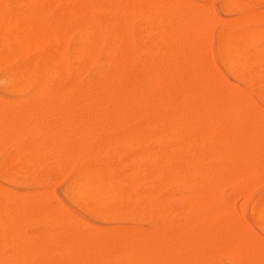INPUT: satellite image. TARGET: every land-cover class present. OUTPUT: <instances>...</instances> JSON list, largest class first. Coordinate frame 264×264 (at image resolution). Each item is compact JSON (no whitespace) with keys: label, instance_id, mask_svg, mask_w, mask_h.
Instances as JSON below:
<instances>
[{"label":"rangeland","instance_id":"1","mask_svg":"<svg viewBox=\"0 0 264 264\" xmlns=\"http://www.w3.org/2000/svg\"><path fill=\"white\" fill-rule=\"evenodd\" d=\"M24 1H25V3H23ZM49 1H51L52 3ZM68 1L70 4L68 3ZM139 1H141L140 2L141 6L139 4ZM162 1H164V0H162ZM162 1L157 0L155 3L156 6H155V4H152L155 2V0H154V2H153V0H146V2H148L149 4L146 3L145 0H144L145 3L143 2V0H80V2L78 0H77V2H76V0H61V1L60 0H55V1L54 0H22V1L21 0H0V7H1L0 8V17L2 15V17L0 19V22H1L0 23L1 24L0 25V28H1L0 29V41H1L0 42V55H1L0 64L2 63L0 65V106H1L2 110L4 111V112L3 111L0 112V119L2 118L1 117L2 114H4V116H3V121L5 120L4 121V127H5L6 121L11 122V120H12V122H13V123L11 122V126H12L11 134L12 135L9 134L11 130H10V124H8V122H7L6 126L9 125L8 126L9 130H8V127L3 128V129L0 128L2 130V134H3V137H2V134L0 133V209H1L0 214L4 215V216L0 215V224H2V223L5 224V226H3V225L0 226V230H1V232H0V264H21V263L22 264H40L41 261H42L41 264H53V263L54 264H59V263H61V264H77V263L78 264H87V263L92 264L93 259H94L93 264H102V263L103 264H109V262H110V264H120L122 261H123V263H121V264H130L129 258H130V261L133 262L134 264L136 262V258H138V261H137L138 264H141V262H142L141 259H144L143 260L144 263L142 262V264H145L146 261H147L146 264H150L151 261H152L151 264H154L153 261L155 262V264H157V263L160 264L159 262H161V260L163 262L161 264H165L166 262H164V260L166 257L168 258V259L166 258V260H167L166 264H179L177 262H180V264H181L182 262L184 263L185 258H186V260L188 259L187 261H185L186 264H199V260L200 261L202 260V262L200 264H206V263H208V264H211V263L212 264H247V263L248 264H264V262H263L264 261V254L263 255L261 254V252H264V222H263L264 219H260L256 216V210H257L258 206L260 205V203L264 200V165H263V163H261L262 160L264 159V155H263L264 152H263L262 148L260 149L261 146L262 147L264 146L263 145V143H264V139H263L264 138V136H263L264 132L262 133V130H261V129L264 130V122H263L264 118L262 115V114H264V96H263L264 95V86H263L264 85V83H263L264 82V58H263V56H264V53H263L264 52V50H263V48H264L263 47L264 46V40H263L264 37L261 35H259L258 37H254V35H251L254 32V29L256 31V29L258 27H259V31L258 30L257 31L263 33V30H264V24H263L264 23V0H261V1L260 0H239V2H238V0H189V1L188 0H176L175 4L177 3V5H176L177 8L173 4L175 0H173V2H172V0H170L169 1L170 5H168L169 4L168 3L167 6L165 4L168 2V0H165L166 2L164 1L163 5H165V9L169 10V11L162 9L161 12H157V11H160V10H158L159 4L157 5V2L162 3ZM246 1H250V2H246ZM142 2L145 5L142 4ZM6 3L8 4V6H7L8 8L6 7V5H7ZM43 3H45V4H43ZM33 4H34V6H33ZM121 4H122V6H121ZM185 4L189 5V7L188 6L186 7ZM231 4L233 7L231 6ZM42 5H44V6L42 7ZM94 5H95V7H94ZM135 5H137V8ZM142 5H144L145 9H144V7L142 8ZM148 5H152V6H148ZM70 6H72L73 9H72V7L70 8ZM194 7H195L194 10H196L197 12L199 11V13H201V14L203 13L205 15L204 17H206V18H204L203 20L200 21V19H202L203 16L202 15L200 16L196 11L192 12V15H191L190 12L193 11ZM5 8H7L8 10ZM33 8H34V10H33ZM39 8H40V10H39ZM185 8H188V9L191 8L192 10H190V12H189V10L188 9L185 10ZM117 9H119L120 11L119 10L117 11ZM147 9L151 10L153 12V14L155 13L156 15L154 14V16L150 17L149 14L147 15V11H148ZM197 9H199V10H197ZM47 10H48V12H47ZM139 10L142 12H146V14L143 13V15H142V12H140ZM108 12H110V13L108 14ZM111 12H113V13H111ZM134 12H135V14H134ZM63 13L64 14L66 13L64 17L62 15ZM167 13H168V15H167ZM174 13H175V15H174ZM5 14H6V16H5ZM9 14H11V16H9ZM42 14H43V16H42ZM127 14L129 16H127ZM130 14H132V15H130ZM195 14L199 15L201 18L199 16L197 18V16H195ZM16 15H17V18H16ZM134 15L136 18L134 17ZM176 15L179 18H177ZM260 15L263 16V18H261ZM33 16L35 19L33 18ZM143 16H145V17H143ZM163 16H164V18H163ZM194 16L196 17L195 19H194ZM23 17H25V18H23ZM29 17H30V19H29ZM58 17L59 18L61 17L62 19L60 18L58 20ZM161 17L164 20L163 23L165 22L164 24L162 23ZM173 17H175V18H173ZM258 17L260 18V20ZM64 18H65V21H63ZM99 18L100 19L103 18V19L99 20ZM191 18L193 20H191ZM26 19L28 21L33 22L32 24H34V26L36 27V35H35L36 41L32 45L27 46V47L23 45V42H24L23 40L26 41L27 34H28L27 25H25L27 22ZM111 19L114 21H112ZM119 19H120V21H119ZM178 19H180V20H178ZM196 19H197V21L199 20V22H197ZM244 19L246 20L245 22H244ZM16 20L19 22H17ZM51 20L53 23H51ZM104 20H107V21H104ZM109 20H111V21L109 22ZM135 20H136V22H133ZM188 20L189 21L191 20L192 23H190ZM129 21H131V23ZM68 22H70V23H68ZM174 22H175V25H172ZM177 22H179V23H177ZM193 22L194 23L197 22V23H195V25H193ZM23 23H24V25H23ZM78 23H79V25H78ZM81 23H82V25L84 23L83 28H81L82 27ZM88 23H90V24H88ZM98 23H99V25H98ZM160 23H162V24H160ZM16 24H18L19 26L21 24L22 25L20 27H18V25H16ZM60 24H62L63 27L60 26ZM85 24H87V25H85ZM140 24H141V27H140ZM142 24H144L143 26L145 28L142 26ZM176 24H177V26L178 25L179 26L177 27ZM186 24L187 25L189 24L188 25L189 27H187V28H189L190 31H189V29H188V31H186L187 30ZM200 24H201L202 30L200 29ZM73 25H74V27H73ZM75 25H78V26H75ZM163 25L166 27V29L163 28ZM38 26H40V27H38ZM106 26H108L109 28ZM122 26L124 29L122 28ZM175 26H176V28H175ZM180 26H181V28H180ZM194 26L197 28V30L200 29L199 31L201 33H199V31L197 32L196 28H193ZM44 27H47V28H44ZM84 27L85 28L87 27L88 29L87 28L84 29ZM169 27H172V28L169 29ZM50 28H52V29H50ZM56 28L59 30H57ZM93 28L97 32H95V30H94V33H93V30H92ZM114 28H116V29H114ZM167 28H168V30H167ZM173 28L177 32L182 29V31H179V35L180 34L183 35L184 33H187V35L189 34L188 36L185 34V36L183 35V37L185 39L187 37V39H188L187 42L189 44H190V42H192V44L195 42V43H197L196 45H198V46H196V45L194 46L195 43L193 45L190 44V46H189V44L184 40V38H181L182 36L180 37L176 31H175V34L172 35L173 32L172 33H170V32L174 31ZM42 29H43V31H41ZM48 29H50V30L48 31ZM66 29H67V31H66ZM135 29H137V30H135ZM107 30H108V32H107ZM123 30H124L125 34H124ZM157 30H158V32L161 31V33L165 32L164 30H167V32H165L163 34H161L159 32L160 36H158L159 35L158 32H157V35H156V32H154ZM191 30H193L194 32ZM195 30L197 33L195 32ZM227 30L235 32L237 34H240V33L241 34H245V33L249 34L248 32H250V36L248 38V41L246 40L244 43V49H245L246 55H247L248 59L250 60V66L245 70L246 71L245 72L246 77H244V76L238 77L234 73L232 75V72L229 71V69L226 67V64H225V62L221 56V53H220V46L221 45L220 44H221V41L223 40V34ZM56 31H59V33ZM81 31H82L83 35H82ZM84 31L86 32V34H84L85 33ZM88 31H89V33H88ZM251 31H252V33H251ZM191 32H193L195 34H193V33L191 34ZM202 32H203V34H202ZM55 33H57V34H55ZM79 33H81V34H79ZM116 33L117 34L119 33L118 34L119 36L116 35ZM74 34H76V36ZM122 34H124V35L122 36ZM190 34H191V36L192 35L194 36V39L196 37L198 38V36L200 35L197 41L199 42V44L202 43V45H203L204 49L201 47L202 45H200V48L203 49V51L201 49L202 52H200V53H202L203 58L200 57L201 54L199 55V53H198V51H200V48L198 51H197V48H196V51H194L195 48H193V47H199V44L197 41H195L196 39L194 40L192 38L193 36L190 37ZM16 35L17 36L19 35V37H17ZM21 35H23V36H21ZM54 35H56V36L54 37ZM69 35L70 36L72 35V36L69 37ZM161 35H162V37H161ZM174 35H175V37H174ZM20 36L23 40L20 38ZM154 36H157L159 38V39L157 38L159 43L156 40V37H154ZM177 36L180 39V41H178V42H177V38H176ZM218 36H220V38ZM168 37H169V40H168ZM58 38L60 39L59 42L57 40ZM80 38L82 40L83 39H85V40H83V41L79 40ZM109 38L111 40H109ZM116 38H118L120 40V42H118L119 40L117 41ZM160 38H161V40H160ZM172 38L175 39L176 41L172 40ZM200 38H202L201 41L199 40ZM261 38H263V39L261 40ZM96 39L97 40L99 39V40L97 41ZM136 39H139V40H136ZM181 39L183 40V42H181L182 41ZM258 39H260V40H258ZM189 40H192V41L189 42ZM122 41L124 43H122ZM147 41H148V43H147ZM249 41H250V43H249ZM16 42H20L22 45L21 44L19 45ZM129 42H130V44H129ZM156 42L158 44H156ZM174 42H177L176 43L177 45ZM160 43L163 44L164 47L163 46L159 47V45H161ZM168 43H169V45H168ZM182 43L185 46V48L183 47ZM184 43H186V44H184ZM174 44H175V46H174ZM120 45L121 46L123 45V46L119 47ZM148 45H149V47H148ZM170 45H172V47ZM178 45H182V46L180 47ZM204 45H206V47ZM19 46H20V48H19ZM77 46H78V48H77ZM176 46L179 48H176ZM191 46H192L193 52H192V49L189 48ZM106 48H107L108 54H106V52H105ZM108 48H109V50H108ZM152 48L154 50H152ZM160 48H161V50H160ZM164 48H165V51L167 53L163 52ZM169 48H170V50H169ZM187 48L189 51L187 50ZM255 48H257V50ZM26 49H27V51H26ZM79 49H80V51H79ZM103 49H105V50H103ZM146 49H147V51H146ZM178 49H179V51H178ZM182 49L184 50L183 51L184 53H182ZM206 49H207V51H206ZM259 49H262L261 53H259ZM89 50H90V53H89ZM159 50H160V52H159ZM111 51H112V53H111ZM124 51H125V53H124ZM137 51H138V53H137ZM152 51L154 54L152 53ZM190 51H191V53H190ZM18 52H20V53H18ZM52 52L59 53L61 55V57L64 59L65 65H66V74L63 75V77H61V78H57V80H56V78H54V79L51 78V80L49 79L50 90H48L46 92H38V91H35L32 84L30 85L29 89L26 91L11 90L12 88L10 86L13 84L12 81L9 79V73L11 71H13L14 69L15 70L26 69L25 65L27 67L34 66L31 69H34V71H36V69L41 68L42 61L48 56L49 53H52ZM149 52H150V54H149ZM158 52H159V54H158ZM173 52H174V55H173ZM194 52L197 55L195 54V56H194L195 59L193 60L194 57L192 55H194ZM204 52L206 54H204ZM81 53H82V56H81ZM117 53H118V56H117ZM163 53H164V55H163ZM169 53H171V54H169ZM210 53H211V55H210ZM3 54H4V57H3ZM121 54H122V56H121ZM124 54H125V56H124ZM167 54L169 56H167ZM176 54H177V56H176ZM183 54H186V57H184ZM85 55H87V56L85 57ZM204 55L206 58L204 57ZM78 56H79V58H78ZM158 56H159V58H158ZM160 56L163 59L160 58ZM187 56H188V60H187ZM189 56H191L190 60H189ZM2 57H3V59H2ZM164 57H166V58H164ZM169 57H170V59L167 60ZM143 58H144V60H143ZM150 58H152V59L150 60ZM208 58H209V60H208ZM5 59H6V62H5ZM74 59H76V61H74ZM87 59L89 61H87ZM110 59H111V62H110ZM116 59H118V61H116ZM180 59H181V61H180ZM191 59H192V61H191ZM196 59H198V61ZM201 59L203 60L202 62L204 64V67L201 64ZM259 59H261V61ZM195 60H196V64L198 63L197 67L195 64ZM204 60H206V61L204 62ZM210 60H212L211 61L212 65H209ZM126 61H128V62L126 63ZM193 61H194L195 65L193 64ZM37 62H39L40 64L39 63L37 64ZM98 62H99V65H97ZM101 62H103L105 64L102 65L103 63L101 64ZM114 62H115V64H114ZM140 62H142V63H140ZM152 62H153V64H152ZM181 62L185 67H183ZM185 62H186V64H185ZM206 62H207V64H206ZM253 62H254V64H253ZM110 63H113V64L111 65ZM15 64H16V66L14 68ZM18 64H20V66ZM21 64H22V66H21ZM82 64H84V65H82ZM157 64H158V66H157ZM192 64L194 65V68L192 67ZM80 65H82V66H80ZM121 65H123V66H121ZM159 65H160V67H159ZM206 65H207V67H206ZM213 65H214L213 68L208 69V67H211ZM10 66H12V67H10ZM106 66H107V68H106ZM108 66H110V69H108L109 68ZM113 66H115V68ZM120 66H121V68H120ZM173 66L176 69H174ZM200 66L203 67L204 71H200L202 69V67L200 68ZM111 67L113 68V70ZM198 67L200 68V70ZM145 68H146V74L144 72ZM215 68L217 69L216 74H215V77H216L215 79H217V84H216L215 79H214V81L212 79V77L214 78ZM131 69H133V70L131 71ZM153 69H154V71H153ZM177 69H178V71H177ZM187 69H189V70H187ZM191 69H192V71H191ZM211 70L213 71V73L212 74L209 73V77H208L207 73H208V71H211ZM111 71H116L119 75V79L116 81L117 83L115 82V88L118 89V91L116 93H113V91H109V90H105V89L94 90L92 88H89V84L87 85V83H89L93 79L92 76L95 77L97 75L107 74L108 72H111ZM202 72H204V74L206 75V78L203 77ZM218 72H220V73H218ZM249 72H250V74H249ZM179 73H180V77L178 79ZM189 73H190V75H189ZM174 74H175V78H174ZM197 74L199 75V77ZM128 75H129V78H128ZM138 75H140V77H138ZM188 75H189V77H188ZM210 75H211V78H210ZM221 75H223V77ZM251 75H252V77H251ZM261 75H262V77H261ZM149 77L152 80V82L150 81ZM183 77H184V80H183ZM192 77H193V79L195 78L194 79L195 85H194V81H192L193 80ZM197 77L199 78V80H201V82L198 83ZM201 77H203V78L201 79ZM220 77L223 80V83L225 85L222 83V80H220ZM253 77H254V79H253ZM259 77H260V80H259ZM161 79L164 81L162 82ZM204 79H207L206 82L204 81ZM54 80H55V83H54ZM174 80H175V82H173ZM226 80H227V84H226ZM69 81L70 82L72 81V83H70ZM149 81L151 82V84H149L147 86H143L144 84L146 85V83H148ZM218 81H221L222 85H220V83H218ZM246 81L249 83H247ZM252 81L256 82L257 84L253 83ZM260 81H261V83H260ZM123 82H124V84H123ZM159 82H160V84H159ZM179 82H181V83H179ZM8 83L11 85H9ZM78 83H79V85H78ZM82 83H83V85H82ZM156 83H157V85H156ZM163 83H164V86H163ZM169 83H170V86H169ZM207 83L209 84V86ZM75 84H76V86H75ZM122 84L124 85L123 87H122ZM252 84H253V86H252ZM117 85H118V87H117ZM217 85H220V86L215 88L214 86H217ZM83 86H85V87H83ZM119 86L122 88V91H121V88ZM178 86H179V88H178ZM184 86H185L186 90H185ZM201 86H202V89H201ZM77 87H78V89H77ZM203 87L205 90L207 88V90L205 91L203 89ZM62 88H70L71 91L70 90L69 91H56V90L62 89ZM82 88H83V90H82ZM130 88H131V91H130ZM125 89H126V91H125ZM141 89H142V91H140ZM145 89H147V91ZM169 89H170V92H172V94L171 93L169 94ZM158 90L162 91V92H160L161 94L159 93ZM77 91H78V93H77ZM143 91H144V93H143ZM153 91H154V93H153ZM199 91H201V92H199ZM207 91L210 93L213 91V96L211 95L212 97H209L207 95V93H208ZM217 91H219V92H217ZM73 92H74V94H73ZM128 92H129V94L132 95V97L127 98L128 95L126 96V94H128ZM139 92H140V94H139ZM179 92H180V94H178ZM194 92H196V93L194 94ZM117 93H118V95H117ZM79 94L82 98L79 96ZM143 94H144V96H143ZM158 94H159V96H162V97H159ZM202 94L207 95L205 98V100H207V102H205L206 104L204 103V105L206 107L205 106L204 107L196 106L197 100H199V97ZM256 94H258V95L256 96ZM84 95L86 96V98H84ZM153 95H154V98H153ZM217 95H218V97H217ZM219 95H221L222 97ZM71 96H72V100H71ZM140 96H141V98H139ZM148 96H150V97H148ZM151 96H152V98H151ZM92 97H93V99H92ZM117 97H118V100L116 99ZM137 97L139 98V101H138ZM164 97H165V99H164ZM257 97L260 99H258ZM45 98H47V99H45ZM57 98H58V100H57ZM102 98H103V101H102ZM149 98H150V100H149ZM162 98H163L164 102H162V100H161ZM185 98H186V101H185ZM195 98H196V100L193 101V99H195ZM211 98L213 100L212 102H211ZM217 98H218V101H217ZM128 99H131L132 103L134 100L135 101L132 104L131 100L127 101ZM140 99H141V103H140ZM151 99H153L152 102H151ZM236 99L238 100V103H241L242 107H243V105H246V107L248 108V110H247V108H245V106H244L243 109L241 108L242 111L235 113L238 117V120L241 123V126L244 129H245V127L248 128V131H250V132H252V131L254 132V129H256L255 127H257V129H256L257 131H255V132L262 133V134L257 135V136L255 135L258 138L259 142L255 138L252 141L253 145L256 143L255 146L258 148V152L261 153V154H259L260 155L259 158H261L260 159L261 161L258 162L259 161L258 155L257 156L255 155V157H257V160L255 159V162L257 161L256 163H258L257 164L259 167L258 169H261L262 172L257 170V167H256V169L254 170L255 174H254V172H252V174H250V176L248 178L249 180L248 179L246 180V178H245L246 182L250 181V183L248 182V184L246 183L245 185H244L243 179H242V183H243L242 184L240 182L241 178L238 175H235L230 171H228V173L226 172L227 176L225 175L226 173H224L222 175V177H224V179H222V177H221V180L219 177V175H221V174H219L218 180L222 181V186H221V183L219 185L220 181H218V184H217L218 188H216V193H215L213 200H212L213 201L212 206L213 207L215 206L214 208L212 207L214 212H213V210H211L212 213L209 212V210L211 208L208 211H207V209H206V211L204 209H199V210L196 209V211L194 210V212H195V214H194L192 209H189V207H187V206H189V202L187 201V203H185V206L188 208V211H189V214H188V211L186 210V208H184L183 203L189 199L188 196L190 194L192 196L193 192L196 193L195 188L193 187L194 186L193 183L195 182V179L193 177V171L196 170V169H194L196 167V165L191 164V166L194 165V167L190 168L191 167L190 166L188 168L189 172L185 171V169H183L185 167L182 163V160H185V158H187L191 155L190 150L189 149H185V150L184 149H178L177 148L178 142L175 140H172V142L169 144V142H170L169 140L168 141L167 140L162 141L161 139L154 137V136H152V138H150L151 135H149V134H148L149 137L146 135L143 138L133 139L130 137L129 133H130L131 129L132 130L133 129L139 130L140 127L142 126L143 122L147 119H155V118H160L162 116H165L167 114L166 113L167 106L170 104L173 105V102H174V106L176 108L177 107L183 108L184 106H190L191 105L190 106L191 108L186 110L185 113H186V115H196L198 112L203 111L204 109H205L204 111H206V109H208V108L210 109L211 107H213V108L214 107L217 108L218 106L219 107H223V106L228 107V105L229 106L232 105L233 102L237 103ZM2 100H3V104L9 103V105L7 104V105L3 106L1 104ZM9 100L13 101L12 103H14V100H16L15 104L17 101H19L18 104L16 105V108L19 107V109L20 108L22 109V110L20 109V111L18 110L17 112H16V110H14L13 116H12L13 108L16 109L15 104L10 103L11 101H9ZM20 100H21V102H20ZM24 100H26V103H28L27 100L28 101L31 100L29 102L30 104H32L35 101L34 106L32 104L31 106H33V107L30 108V104L26 105ZM38 100H39V102H42V104H44V105L43 106L40 105ZM90 100H91V104L89 106V104H87V102L90 103ZM112 100H113V102H112ZM168 100H169V102H168ZM219 100L221 101V103ZM222 100H223V103H222ZM50 101H51L52 105H50ZM126 101L128 102V104ZM153 101L155 102L154 104H153ZM36 102H37V106L39 105V108H40V106H41V108L44 107V108H42V110H40V113L38 115L35 113H38L39 109L36 108L37 112L34 110ZM78 102H81V103L79 104ZM104 102L107 105H105ZM125 102H126V104H125ZM147 102H149L148 103L149 105L147 104ZM157 102L160 104L161 108ZM243 102H244V104H243ZM47 103H48L49 107L50 106L52 107V109L49 108V111H47V109H45L48 107ZM55 103H56V107H55ZM75 103H76V105H75ZM93 103H95V104H93ZM22 104H24V106ZM83 104H84V106H82ZM103 105H104V107L102 108ZM128 105H129V108H128ZM10 106L12 107V111H10L11 110ZM93 106H94V108H93ZM150 106H151V108H150ZM4 107L6 109H8V108L10 109L9 113L8 112L5 113L6 109ZM65 107L67 108V110ZM69 107L72 111L69 109ZM122 107H123V109H122ZM125 107H127L126 110H125ZM158 107H159V109H158ZM25 108H27V109H25ZM59 108H61V109H59ZM90 108L93 111L91 110V112H90ZM114 108H116V109H114ZM44 109H45L44 115L45 114H47V115L51 114V116L50 115L44 116L45 120L43 122H45V121H47V122L41 123L40 120L37 119V116H38V118H41V114L44 111ZM84 109H85V111H84ZM98 109H99V111H98ZM101 109H102V111H101ZM109 109H111V110H109ZM27 110H29V111H27ZM30 110L32 113L34 111V114L36 117V119H34V120H36V121L38 120L37 121L38 125H36V123H37L36 121H35V126H34V124H32L33 115L30 112ZM53 110H55L57 112H55ZM58 110H60V112ZM137 110H138V112H136ZM148 110L151 112H149ZM246 110H247V113H246ZM255 110H257V111H255ZM25 111H27V114ZM66 111H68V114ZM82 111H84L83 112L84 115L83 114L81 115ZM112 111H114V112H112ZM115 111H116V116H115ZM262 111H263V113H262ZM18 112H21V114H24L23 119L21 118L23 116L19 117ZM28 112L31 113V115ZM64 112L66 113V115L64 114ZM72 112H73V115H72ZM106 112H107V114H106ZM59 113L61 114V116ZM76 113H77V115H76ZM103 113H104V115H103ZM147 113H149V114H147ZM9 114H10V117H12L11 120L9 118ZM57 114H59V115H57ZM108 114H109V116H108ZM113 114H114V116H113ZM123 114H127V116H125V119H127V120H124L123 118H122V120L120 119L121 115H122V117H124ZM142 114H144V116ZM145 114H146V116H145ZM26 115H27V117H26ZM64 115H65L66 119L64 118ZM70 115H71V117H70ZM88 115H89V117H88ZM158 115L160 117H158ZM236 115H234L235 118H237ZM16 116L19 118H17ZM28 116L29 117L31 116V120ZM54 116H55V118H54ZM97 116H98V118H97ZM4 117L5 118L8 117V118L5 119ZM138 117L140 120L138 119ZM259 117H262V118H260L261 121L263 120L262 122L260 121L258 123V125L261 127L260 130H259L260 127L257 126V121L260 120ZM20 118L24 121H21ZM25 118H27V119H25ZM83 118L85 121L83 120ZM86 118H87V120H86ZM89 118L94 124L96 123L98 125V123H99V125H100L99 128L95 124L97 126V128H96V126L93 125L92 122L88 123L87 124L88 126H87L86 122L89 120ZM132 118H133V120H132ZM241 118H248V119L246 120V119H241ZM28 119L30 120L31 124H29ZM116 119H117V121L119 119V123L116 121ZM249 119L251 122L252 121L255 122V120H253V119H256V123L253 127H251L253 125V122H252V124L250 121H249V124L247 123V121ZM50 120H53V121H50ZM70 120H72L71 123H70ZM79 120H80V124H79ZM90 120H89V122H90ZM110 120H112L111 122H113V124L110 123ZM131 120H132V122H131ZM26 121L28 124L26 123ZM57 121L58 122L63 121V122H65V125L63 126V122H62L61 127H60V124L56 125V129L52 128L53 126L55 127V125L48 127L47 123H49V125L52 123L58 124ZM75 121H77V122H75ZM16 122H17V125H19V123H21V129H20V125L15 126ZM67 122H69L68 123L69 126H68ZM244 122L247 124H245ZM22 124L24 126H22ZM39 124H40V127H39ZM66 124H67V126H66ZM72 124H73V126H72ZM77 124H79V126H77ZM102 124H103V126H105V128H107V125L108 126L111 125L109 130L107 128V130H106L107 133L104 131V129H103L104 127H101ZM0 125H2L1 120H0ZM31 125H32V127H31ZM41 125L45 126V127H43L45 131L40 130ZM70 125H71V128H70ZM81 125H82V127H80ZM83 125H85V126H83ZM112 125H114V128ZM221 125H222V127L225 128L226 122H223V123L221 122ZM262 125H263V127H262ZM14 126H15V128H14ZM198 126H197L198 128H203L206 125H203V123H201ZM17 127H19V129ZM50 127H51V131H50ZM59 127L61 128V130L59 129ZM72 127H74L76 133L73 132L74 130H72V132H71ZM83 127H84V131L81 130V128L83 129ZM87 127H88V129H87L88 132L86 130ZM115 127H116V129H115ZM227 127H229L228 123H227L226 128ZM45 128H47V129H45ZM48 128H49V130H48ZM68 128H70V129L66 130ZM94 128H96L97 130L99 129L101 134L98 133L97 130L95 131ZM122 128H123V131L125 130L124 132L127 135L123 133ZM126 128H128V130ZM15 129H16V132L18 134L15 132ZM30 129L33 130L32 134H31ZM63 129H64V131H63ZM89 129H90L91 133L89 132ZM13 130H14V132H13ZM21 130L22 131L25 130L26 132L25 131L22 132ZM55 130H57V132H54ZM101 130H103V132ZM7 131H8L9 135H7ZM108 131H109V133H108ZM120 131H122V133ZM185 131L187 132L186 129H182L180 131V133L185 134L186 133ZM37 132H40L39 133V139H38V134H36ZM45 132H47V134L44 135ZM50 132H51V134L52 133L53 134L52 135L50 134V136H49L48 134ZM82 132H85V134H83ZM94 132H96L95 135H94ZM111 132L113 133V135ZM19 134L21 135V137L19 136ZM29 134H31V136H29ZM65 134H66V137H65ZM97 134H99V138H98ZM22 135H23V137H22ZM60 135H61L62 139H60V141H59L58 137H60ZM73 135H75V138H73V139L70 138ZM91 135H92V139H94V141L91 140ZM110 135H112V136H110ZM261 135L263 136L262 139H260ZM83 136H85V138ZM93 136H95V137L93 138ZM43 137H45V138H43ZM64 137L66 138V140L64 139ZM76 137H77V139H76ZM12 138H14V139H12ZM89 138H90V141H89ZM127 138L129 139V141ZM67 139H68L69 143L67 142V145H65ZM78 139H79V142H78ZM125 139H126V141H125ZM151 139H153V141ZM156 139H158L159 144H157V141L156 142L154 141ZM28 140H30V141H28ZM45 140L48 141L49 145L47 144V141H45ZM51 140H52V143H50ZM71 140H72V142H71ZM81 140H83V141H81ZM148 140L150 142H148ZM1 141H2V144H1ZM40 141H42V142L40 143ZM76 141L78 142L79 145L80 144H82V145L78 146ZM86 141H87L88 146L86 145ZM138 141L142 142L143 144L142 143L140 144ZM134 142H135L136 147H134ZM57 143H58V145H57ZM196 143H199V141L196 140ZM45 144H47V145H45ZM74 144H75V146L73 147ZM43 145H44V148H43ZM61 145H62V148H61ZM102 145H103V147H102ZM116 145H117V147H116ZM141 145H142V147H141ZM258 145H260V147H258ZM21 146H22V149H21ZM98 146L100 147V149L97 148ZM178 146H180V144ZM19 147H20V150H19ZM28 147H29V149H28ZM48 147H50V148L47 150ZM67 147H68V150H67ZM69 147L71 148V150L69 149ZM72 147H73V149L76 147L75 149L77 152L75 151V149L73 150ZM130 147H132L131 150H130ZM174 147H175V150H177V151L179 150L177 152L178 155H177L176 151L174 150ZM55 148H56V151H55ZM149 148H150V150H149ZM168 148L173 149L174 152L172 151V149H171V151H172V155L174 154L173 155L174 158L172 157L171 153L168 155L164 154L165 153L164 150L168 149ZM64 149H65V151H64ZM52 150H54L55 153ZM155 150H156V152H155ZM161 150H163V154H162L161 159H163V158L166 159L165 160V161H167L166 165L169 166V167L165 166V167H163V169L161 166H158V164L160 162V161L158 162L159 158L157 159V164L155 163L156 160H153L155 158V156H154L155 154H156V158L161 156V153L159 154V151L161 152ZM73 151H75V153H73ZM96 151H97V153L95 154ZM101 151H103V152L101 153ZM126 151L128 153H126ZM143 151H144V153L142 154ZM183 151H184V153H183ZM107 152H108V154H107ZM149 152L151 153L152 158L149 157L150 156ZM258 152H257V154H258ZM60 153H61V155H60ZM71 153H72V155H71ZM83 153H84V155H83ZM146 153H147L148 157L146 158V161H145ZM179 153H180V155H179ZM98 154H100V156ZM138 154H139V156H138ZM186 154H187V156H186ZM68 155H69V157H68ZM109 155H111V156H109ZM143 155H144V158H143ZM169 155H170V157H169ZM10 156H11V158H10ZM90 156H92V158ZM179 156H180V158H179ZM24 157H25V159H24ZM112 158H114V160ZM175 158H176V160H175ZM102 159H104V161ZM120 159H121V161H120ZM129 159H130V161H129ZM135 159H136V162H134ZM6 160H8V161L6 162ZM30 160H31V162H30ZM57 160H58V162H57ZM92 160H95V161H93L91 163ZM101 160H102V162H101ZM141 160H142V162H141ZM178 160H181V161L177 162ZM195 160L199 161V158L196 157ZM114 161H115V163H114ZM138 161H139V163H138ZM39 162H40V164H39ZM54 162H55V164H54ZM146 162H148V164ZM207 162H210V161H207ZM126 163H128V164L126 165ZM141 163H142V165H141ZM151 163L154 166L151 165ZM181 163L183 166H180ZM212 163L217 164L219 166H223L224 163H226V161L218 160V161H214ZM221 163H223V164H221ZM259 163L262 164V168L260 167L261 164H259ZM59 164H60V166H59ZM207 164L208 163H206V165ZM62 165H65V167H62ZM85 165H89L94 169L98 168L102 172V174L109 180V182L112 183L111 184L112 187L107 188L110 197L107 199H104L105 201L103 200L102 203H100V204L99 203L97 205L91 204V205H89L90 207L84 205L83 203H81L79 201H77L72 196L71 189H70V186H71L70 184L73 183V180H75L77 174ZM130 165L131 166L133 165V167H131ZM208 165H210V163ZM108 166H109V168H108ZM204 166H205V164L203 165V168H204ZM128 167H129L130 171H129ZM154 167L156 168V171H155ZM137 168H138V173H137ZM127 169H128V171H127ZM65 170H66V172H65ZM132 170H134V172H135V177L137 175V179L134 177V174L132 175V172H133ZM160 170H161V172H160ZM164 170H166V171L164 172ZM61 171H62L63 175L61 174ZM146 171H147V173H146ZM130 172H131V175H130ZM180 172H181V174H180ZM229 172H230V174H229ZM256 172L257 173L259 172L260 174L259 173L256 174ZM150 175L152 177H150ZM153 175H154V177H153ZM167 175H168V177H167ZM190 175H191V177H190ZM234 175L236 177H238V179H236V177L234 178ZM229 176H230V178H229ZM231 176L233 177L234 180L236 179L239 181L238 182L236 180H235V182L231 181L232 180ZM144 177L147 178V180ZM175 177L177 180L175 179ZM186 177H187V180H186ZM227 177L230 180V183H229ZM141 178H142V180H141ZM250 178H251V180H250ZM253 178H254L255 182H253ZM30 179H31V181H30ZM159 179H161L162 183L165 186L162 185V183H161V185L160 184L158 185V183L160 182V181L158 182ZM182 179H184L185 182H184V180L182 181ZM172 180H173V183L171 182ZM191 180H192V182H191ZM35 181H36V183H35ZM123 181H125V182L127 181L128 184L124 185L125 182H123ZM138 181H139V183H138ZM227 181H228V183H227ZM257 181L260 185L257 183ZM177 182H178V184H177ZM261 182H263V183H261ZM156 183H157V185H155ZM175 183H176V185H175ZM252 183H253V187H254V184L257 183V184H255V186L257 185L256 188L252 187V185H251ZM29 184L31 186H28ZM116 184H117V186H116ZM24 185H25V187H24ZM114 185H115V188H114ZM146 185H147V189H146ZM151 185H152L154 191L157 190V187L158 188L162 187V188H160V190H158L157 192L155 191V193H154L153 190L151 189ZM250 186L252 189L249 188ZM149 187H150V191H149ZM238 187L240 188V190ZM112 188H113V190H112ZM5 189H6V191L4 192ZM248 190H250V191L247 192ZM9 191H10V194H8ZM146 191L148 192L147 194H146ZM122 192H123V194H122ZM149 192H150L151 196L149 195ZM152 192H153V195H152ZM12 193H14V194H12ZM139 194H142V195L139 196ZM185 194H186V197H185ZM218 194H219V196L216 198V196ZM258 194H259V196L255 199V197ZM120 195L122 197H120ZM246 195H247V198H246ZM44 196L47 198H45ZM183 196L186 198V200L183 201V203H181L182 198H180V199H177V198L183 197ZM111 197H112L113 204H112V201L109 200V199H111ZM148 197H149V199H148ZM259 197H261V198H259ZM117 199H119V200H117ZM160 199H161V202H159ZM2 200H4V201H2ZM8 200H9V203H8ZM179 200H180V202H179ZM35 201H36V203H35ZM131 201H132V203H131ZM164 201H166V202H164ZM221 201H223L222 204H221ZM16 202H17V204H16ZM214 202L216 203V205ZM217 202H218V204H217ZM258 202H260V203H258ZM114 203H115V205H114ZM119 204H120V206L122 205V207H120ZM129 204H130V206H129ZM138 204H139V206H138ZM145 204H147V207ZM39 205H40V207H39ZM127 205L129 208L127 207ZM153 205H154V207H153ZM163 205H164V207H163ZM161 207L165 210V211H162L163 213L161 212ZM226 207L230 210H226L227 215H225L226 217H223L224 216L223 214L226 213L225 212V209H227ZM61 208H62L63 212H62ZM108 208H110V210ZM182 208H184V209L182 210ZM14 209H16V212ZM41 209H42V211H41ZM51 209H53V210H51ZM112 209H113V211H112ZM167 209H168V213H170V215H172V216L168 215ZM170 209H172V211H175V212H172ZM175 209H177L178 212L181 210L182 213H180L178 215L177 210H175ZM222 209L224 212L222 211ZM24 210H25V212H24ZM48 210H49V212H48ZM55 210L57 213L55 212ZM64 210H65V212L69 213L70 215L65 213ZM124 210H125V212H124ZM156 211H159V213L157 214ZM190 211H191V213L193 212V214L190 215ZM217 211H218V213H217ZM19 212H20V216H19ZM204 212H205V215L203 214ZM136 213H137V215H136ZM152 213H153L154 217H153ZM184 213H185V215H184ZM196 213H197V216H196ZM228 213L231 217L230 220H228V216H229ZM11 214H12V219H11ZM13 214H15V215L13 216ZM51 214L54 215V217H55V218H53V220L51 218V217H53V216H51ZM72 215H73V217H72ZM131 215H132V217L134 216L133 217L134 220L132 219ZM165 215H167V216H165ZM180 215H181V217H180ZM209 215H210V218H209ZM216 215H217V217H215ZM7 216H8V218H7ZM36 216H37V218H36ZM64 216H65L64 219H65L66 223H64V219H63ZM110 216H111V218H110ZM176 216H177V218H176ZM184 216H186V217L184 218ZM200 216L202 218V222L199 221ZM18 217H20V218H18ZM140 217H141V220H140ZM142 217L143 218L146 217V219L143 220ZM198 217H199V219H198ZM203 217H205L204 218L205 220H203ZM254 217H256V218H254ZM9 218H10V220H9ZM60 218H61V220H60ZM189 218H190V220H189ZM224 218H225V220H224ZM14 219H16L17 222L14 221ZM138 219H139V221H138ZM231 219H232V223L233 222L236 223V221H237V223H238L237 227L238 228L236 227L235 224H233V226H231V224H232ZM256 219H257V221H256ZM22 220H23V222H22ZM78 220L79 221L81 220L80 223ZM175 220H176V222H175ZM11 221H12V223H11ZM24 221H25V224H24ZM182 221H184V222H182ZM192 221H193V223H192ZM207 221H208V224H206ZM62 222H63V224H62ZM81 222H82V224H81ZM83 222L85 224L87 223V225H88L86 228L87 230L85 229L86 225ZM153 222H154V224H153ZM195 222H196V224H195ZM204 222H205V224H204ZM222 222H223V226L221 225ZM8 223H9V225H8ZM18 223L20 226H18ZM50 223H51V225H49ZM255 223H256V225H255ZM177 224H178V229H177ZM217 224H219V226H221L220 230H219V226H217ZM229 224H230V226H229ZM43 225H44V227H43ZM79 225L81 226V228ZM90 225L92 227L95 226V228L94 227H93L94 229L88 228ZM157 225H159V226H157ZM204 225L207 226L206 228H208L209 226L211 228L212 232L210 231V233L208 235H206V233L204 232V230L206 229ZM32 226H33V229H32ZM35 226H36V228H35ZM45 226H47V227H45ZM100 226L105 227L106 230L104 231L105 228H100ZM127 226H129V227H127ZM107 227H110V228L107 229ZM112 227L115 229L113 230ZM120 227H121V230H123V228H124L123 232H121L120 229H117ZM133 227L136 228V230ZM10 228H12V229H10ZM99 228L101 229V231L99 230ZM111 228H112L113 233L111 232ZM128 228L131 229V231L133 230V232L135 233V236H138V239L134 237V233L131 235L132 239L130 238L131 236L130 237L127 236V235H130V233H131L130 232L128 234V232H129V230H127ZM201 228H202V231H201ZM17 229H18L19 233H18ZM20 229H21V231H20ZM102 229H103V231H102ZM176 229H177V231H176ZM227 229L229 231V234L231 233L230 234L231 239L228 235ZM235 229H237L239 231V234L241 232V236L240 235L238 236V233L236 232ZM242 229H243L244 238L242 237V231H241ZM4 230L6 232H4ZM8 230H9V232H8ZM10 230H11V232H10ZM13 230L15 233L13 232ZM71 230H72V232H71ZM115 230H116V233H115ZM143 230H144V232H143ZM148 230H149L152 238H150L149 234L147 235ZM66 231H67V234H66ZM86 231H88V233H86ZM125 231H128V232H125ZM199 231H201V232H199ZM42 232H43V234H42ZM45 232H47V233H45ZM74 232H75V234H74ZM80 232L84 233V234H81ZM97 232H98V234H97ZM118 232H120V235ZM124 232H125V235H123ZM137 232H139V234ZM141 232L144 235V239L142 237ZM219 232L220 233L222 232V233L219 234ZM223 232H224V234H223ZM248 232H249V234H248ZM90 233H91V236H90ZM110 233H111V236H110ZM155 233H156L157 237H156V235H154ZM158 233H162L161 235L164 238H162V236H160V234H158ZM169 233L173 234L174 238H173V236L169 235ZM199 233H200L201 237H199ZM4 234H5V236H4ZM41 234L43 237H41ZM73 234L74 235L77 234L76 236L80 235L78 237L79 239L81 238L82 235L85 236V238L83 237L82 240L80 239V243L77 241L78 238L76 239V242L74 241L75 244L77 245L76 246L77 249L74 247L75 246L74 242H72L73 241ZM164 234H165V236H164ZM181 234H182V236H181ZM250 234H252V235L250 236ZM18 235H21V236H18ZM158 235H159L160 239L158 238ZM175 235H177V236L175 237ZM192 235H194V236L192 237ZM219 235H220V238H219ZM221 235H224V237H222ZM71 236H72V240H71ZM76 236H74V237L76 238ZM86 236H88V237L90 236L89 239ZM112 236L114 237V239L112 238ZM118 236L121 238H118ZM146 236L147 237L149 236L148 237L149 239H147ZM167 236H168V238H167ZM226 236H227V238H226ZM233 236H234V238H233ZM53 237H54V240H53ZM237 237H239L238 240H237ZM246 237H247V239H246ZM252 237L254 239H252ZM3 238H4V240H3ZM12 238H13V240H12ZM40 238H42V239H40ZM63 238H64V240H63ZM107 238H108V241H106ZM115 238H118V239H115ZM122 238H123V240H122ZM165 238H166V240L164 242ZM199 238H201V239H199ZM210 238H211V240L208 241V239H210ZM8 239H9V241H8ZM14 239H15V241H14ZM61 239H62V242H61ZM87 239L89 242L87 241ZM91 239H92V242H91ZM101 239H102V241H101ZM139 239H142V240H139ZM145 239H147V240H145ZM152 239L153 240L157 239V241L162 239L161 243L163 245L160 243V241H159V243H160L159 244L156 240H155V242H157L158 244L157 243L152 244V243H154V241L151 242ZM167 239L170 240V243L172 241L171 245H170L169 241H167ZM184 239L186 241H184ZM197 239H198V241H200L199 243H197ZM214 239H216V240L214 241ZM36 240H37V242H36ZM39 240H40V243H39ZM42 240H43V242H42ZM70 240H71V243H70ZM95 240H96V242H95ZM113 240H114V242H113ZM116 240H117V242H116ZM133 240H135V242L140 241L141 244L144 243L143 246L142 245L140 246V243L137 242L139 244V245L137 244V246L139 248L136 246L137 247L136 250H137V252H139V253H137V255H136V250H134V251L128 250L129 244L131 245L132 243H134ZM204 240H207V241H205V244H203ZM13 241L15 243L17 242L18 244L17 243L14 244ZM32 241H33V243H32ZM67 241H68V243H67ZM85 241H87V242H85ZM109 241H111V243H109ZM119 241H120V243H118ZM173 241L176 242L177 249H176L175 242L173 244ZM221 241H222V243H221ZM223 241L225 243L228 242V244L225 245L223 243ZM233 241H234V243H233ZM10 242H13V243H11V245H10ZM94 242L96 243V245ZM102 242H103L104 247L102 245L100 248L99 246ZM107 242L109 245L107 244ZM121 242H123V244H121ZM163 242L166 243V245H167L166 247H165ZM181 242H183V244ZM185 242H187L188 245ZM195 242H196L195 245L200 246L202 248H205L206 243L208 242L207 246H206L207 248H205V250L207 249L206 252L204 253V250L202 252L203 256H205L204 257L205 259H203L201 257V252H200L201 248L197 249L198 251L195 250L197 248V247L196 248L194 247ZM230 242H231V244H230ZM56 243H57V245H55ZM86 243H87V245L84 246V244H86ZM114 243H115V245H114ZM209 243H211L212 251H215V255H214V252L211 251V246L209 245ZM216 243H217V245L215 246ZM19 244H20V251L25 250L26 257L25 256H23V257L27 258V260L26 259L24 260V258L21 257L20 252H18L19 251ZM21 244H23L22 247L24 246V250L21 247ZM63 244H64V246H63ZM124 244H126V245H124ZM190 244H191V247H189ZM4 245H6L7 247H5ZM119 245H120V247H119ZM147 245H149L150 247ZM151 245H153V247ZM168 245L174 246V247H172V249L169 246L170 251L172 253L170 252L168 255H166L167 253H165L164 258H163V255L160 258V255L162 252H167V250L169 252ZM181 245H182V247H183V245L185 246L183 248L184 252L182 250H180ZM233 245L234 246L236 245V246L233 247ZM15 246L18 249H16ZM41 246H42V248H41ZM56 246H57V252L55 249ZM68 246H70V247L68 248ZM108 246H109V248H108ZM110 246L112 247L113 250L110 249ZM32 247H33V252L31 254ZM35 247H36V249H35ZM47 247H48V249H47ZM71 247L73 248V250H74L73 253H75V254L72 253V249H71L72 254L70 253L69 249ZM81 247L82 248L84 247L82 251H81V249H82ZM85 247H87V250ZM147 247L149 249L151 248L152 252H151V249L148 250ZM178 247H179V251H177ZM209 247H210V250H209ZM213 247L215 250L213 249ZM240 247H242V250ZM124 248H125V251L123 254ZM162 248H165V249L163 250ZM230 248H231V250H230ZM245 248L247 250L248 249L249 250L247 251ZM44 249H45V251H44ZM92 249H93V251H92ZM95 249H96V251H95ZM100 249H102V252L100 251ZM114 249L116 250V252H114ZM129 249H131V248H129ZM155 249L159 252H156ZM191 249H193V251ZM64 250H65V253H64ZM111 250H112V252H111ZM138 250H140V251H138ZM223 250L225 251V254H224ZM175 251H176V253H175ZM210 251L213 255L211 258L209 257V255H211ZM244 251L247 253H245ZM44 252H45V254H44ZM51 252H53V253H51ZM77 252H78V254H77ZM134 252H135V254H134ZM141 252H143V254H141ZM180 252H183V253L180 254V257L177 255V259H178V261H177L176 254H179ZM196 252L197 253L200 252V256L196 255ZM12 253H13V256L15 254V257L17 254V257L15 259H14V257L11 258L12 256H10V255H12ZM60 253H62V255ZM115 253H116V255L114 257ZM145 253H147V254H145ZM153 253L155 256L159 253V255H157L156 259H155L154 255H151ZM173 253L175 254V258H172ZM185 253H186V255H185ZM190 253L191 254L193 253V254L190 256ZM228 253H229V255H228ZM243 253L246 256L245 255L243 256ZM81 254L83 255V257ZM127 254L130 256L125 257V255H127ZM148 254H149V256L151 255L150 258L148 256ZM174 254H173V257H174ZM251 254H252V256H251ZM78 255H79V258L77 257ZM142 255H143V257H142ZM70 256H71V258H70ZM87 256L90 257V260H89V258H87ZM110 256H111V258H110ZM227 256L228 257L230 256V258H228ZM253 256H255V257H253ZM19 257H21L22 260ZM67 257H68V259H67ZM81 257H82V259H81ZM145 257H147V258H145ZM182 257L184 260L182 259ZM195 257H197V258L195 259ZM198 257H201V258L198 259ZM106 258H107V260H106ZM112 258H113V262H112ZM132 258H135V259H132ZM179 258H180V260H179ZM76 259H78V261H77V263H74V261L76 262ZM145 259H146V261H145ZM206 259H208V260L206 261ZM231 259H232V262H231ZM251 259L253 261H251ZM260 259L263 261H261ZM60 260H61V262H60ZM104 260H105V262H104ZM172 260H173V262H172ZM209 260L211 261V263L209 262ZM18 261H19V263H18ZM71 261H73V262L71 263ZM82 261L83 262L85 261V263H83ZM148 261H149V263H148ZM169 261H170V263H169ZM174 261H176V262L174 263ZM229 261H230V263H229ZM260 261H261V263H259Z\"/></svg>","mask_w":264,"mask_h":264},{"label":"bare ground","instance_id":"2","mask_svg":"<svg viewBox=\"0 0 264 264\" xmlns=\"http://www.w3.org/2000/svg\"><path fill=\"white\" fill-rule=\"evenodd\" d=\"M22 1V0H21ZM55 1V0H54ZM61 1V0H60ZM79 2H80V0H78ZM156 1L157 0H155V2H154V0H153V2L154 3H152V4H155L156 3ZM160 1V0H159ZM162 1V0H161ZM165 1V0H164ZM164 1H162V3L161 2H157V5L159 4V9L158 10H160V11H157V12H161V10L162 9H164V10H166L165 9V5L167 6V4L168 5H170V0H168V2L165 4V5H163V2ZM189 1V0H188ZM261 1V0H260ZM29 2V1H28ZM49 2H51V1H49ZM73 2V1H72ZM76 2H77V0H76ZM122 2V1H121ZM140 2L141 1H139V4H140ZM143 2H144V0H143ZM142 2V4H144L145 2H146V0H145V2L143 3ZM166 2V1H165ZM172 2H173V0H172ZM175 2H176V0L174 1V5H175V7L177 8V3L175 4ZM238 2H239V0H238ZM246 2H250V1H246ZM245 2V3H246ZM2 3V2H1ZM23 3H25V1L23 2ZM22 3V4H23ZM32 3V2H31ZM52 3V2H51ZM50 3V4H51ZM54 3V2H53ZM64 3V2H63ZM68 3H69V1H68ZM92 3V2H91ZM146 3H148V2H146ZM151 3V2H150ZM241 3V2H240ZM261 3V2H260ZM7 4V3H6ZM18 4V3H17ZM29 4V3H28ZM40 4V3H39ZM43 4H45V3H43ZM55 4V3H54ZM70 4V3H69ZM95 4V3H94ZM114 4V3H113ZM116 4V3H115ZM130 4V3H129ZM134 4V3H133ZM149 4V3H148ZM190 4V3H189ZM230 4V3H229ZM31 5V4H30ZM128 5V4H127ZM138 5V4H137ZM137 5H135L136 6V8H137ZM145 5V4H144ZM144 5H142V8L144 7ZM147 5V4H146ZM173 5V6H174ZM8 6V4L6 5V7ZM19 6V5H18ZM29 6V5H28ZM33 6H34V4H33ZM36 6V5H35ZM44 5H42V7H43ZM83 6V5H82ZM90 6V5H89ZM105 6V5H104ZM114 6V5H113ZM121 6H122V4H121ZM140 6H141V4H140ZM148 6H152V5H148ZM155 6H156V4H155ZM185 6L187 7H189V5H186L185 4ZM231 6H232V4H231ZM243 6V5H242ZM250 6V5H249ZM17 7V6H16ZM41 7V8H42ZM58 7V6H57ZM72 6H70V8H71ZM94 7H95V5H94ZM115 7V6H114ZM156 7V8H157ZM171 7V6H170ZM233 7V6H232ZM1 8V7H0ZM8 8V7H7ZM7 8H5V9H7ZM85 8V7H84ZM113 8V7H112ZM119 8V7H118ZM140 8V7H139ZM153 8V7H152ZM151 8V9H152ZM229 8V7H228ZM44 9V8H43ZM65 9V8H64ZM72 9H73V7H72ZM127 9V8H126ZM144 9H145V7H144ZM154 9V8H153ZM173 9V8H172ZM186 9H188V8H185V10ZM195 9V7L193 8V11H191L190 12V10H192L191 8H189L188 10H189V12L191 13V15H192V12H195L196 10H194ZM200 9V8H199ZM199 9H197V10H199ZM226 9V8H225ZM8 10V9H7ZM24 10V9H23ZM33 10H34V8H33ZM39 10H40V8H39ZM42 10V9H41ZM58 10V9H57ZM82 10V9H81ZM92 10V9H91ZM110 10V9H109ZM119 9H117V11H118ZM148 11H147V15L149 14L150 15V17H152V16H154V14H153V12L151 11V10H149V9H147ZM175 10V9H174ZM43 11V10H42ZM68 11V10H67ZM95 11V10H94ZM120 11V10H119ZM131 11V10H130ZM137 11V10H136ZM140 11V10H139ZM155 11V10H154ZM166 11H169V10H166ZM235 11V10H234ZM28 12V11H27ZM39 12V11H38ZM47 12H48V10H47ZM72 12V11H71ZM76 12V11H75ZM93 12V11H92ZM104 12V11H103ZM127 12V11H126ZM140 12H142V11H140ZM165 12V11H164ZM197 12V11H196ZM21 13V12H20ZM33 13V12H32ZM41 13V12H40ZM62 13V12H61ZM77 13V12H76ZM75 13V14H76ZM110 12H108V14H109ZM111 13H113V12H111ZM117 13V12H116ZM115 13V14H116ZM138 13V12H137ZM143 13H145L146 14V12H142V15H143ZM200 16L202 15L203 17H202V19H200V21L201 20H203L204 18H206V17H204L205 15L202 13H199V11L197 12ZM212 13V12H211ZM214 13V12H213ZM7 14V13H6ZM6 14H5V16H6ZM15 14V13H14ZM18 14V13H17ZM30 14V13H29ZM55 14V13H54ZM66 14V13H65ZM65 14L63 13L62 15H63V17L65 16ZM72 14V13H71ZM96 14V13H95ZM104 14V13H103ZM107 14V13H106ZM105 14V15H106ZM118 14V13H117ZM134 14H135V12H134ZM158 14V13H157ZM187 14V13H186ZM262 14V13H261ZM34 15V14H33ZM39 15V14H38ZM130 15H132V14H130ZM156 15V14H155ZM165 15V14H164ZM167 15H168V13H167ZM170 15V14H169ZM174 15H175V13H174ZM190 15V14H189ZM199 15H197V14H195V16H197V18H198V16ZM210 15V14H209ZM215 15V14H214ZM247 15V14H246ZM4 16V17H5ZM9 16H11V14H9ZM24 16V15H23ZM37 16V15H36ZM42 16H43V14H42ZM56 16V15H55ZM126 16V15H125ZM127 16H129L128 14H127ZM160 16V15H159ZM173 16V15H172ZM177 16V15H176ZM194 16V19L196 18ZM199 16V17H200ZM207 16V15H206ZM1 17H2V15H1ZM1 17H0V19H1ZM3 17V18H4ZM15 17V16H14ZM22 17V16H21ZM31 17V16H30ZM30 17H29V19H30ZM75 17V16H74ZM87 17V16H86ZM103 17V16H102ZM134 17H135V15H134ZM143 17H145V16H143ZM157 17V16H156ZM192 17V16H191ZM255 17V16H254ZM260 17L261 18H263V16H261L260 15ZM16 18H17V15H16ZM23 18H25V17H23ZM28 18V17H27ZM33 18H34V16H33ZM38 18V17H37ZM42 18V17H41ZM44 18V17H43ZM54 18V17H53ZM61 18V17H60ZM59 17H58V20L60 19ZM69 18V17H68ZM71 18V17H70ZM79 18V17H78ZM94 18V17H93ZM129 18V17H128ZM136 18V17H135ZM158 18V17H157ZM163 18H164V16H163ZM163 18L161 17V20H162V23H163ZM173 18H175V17H173ZM177 18H179L178 16H177ZM186 18V17H185ZM201 18V17H200ZM245 18V17H244ZM259 18V17H258ZM257 18V19H258ZM12 19V18H11ZM21 19V18H20ZM35 19V18H34ZM62 19V18H61ZM103 19V18H102ZM102 19H100L99 18V20H102ZM110 19V18H109ZM148 19V18H147ZM155 19V18H154ZM153 19V20H154ZM181 19V18H180ZM180 19H178V20H180ZM189 19V18H188ZM10 20V19H9ZM19 20V19H18ZM27 20V19H26ZM97 20V19H96ZM112 20V19H111ZM111 20H109V22L111 21ZM117 20V19H116ZM137 20V19H136ZM136 20L135 21H133V22H136ZM150 20V19H149ZM160 20V19H159ZM191 20H193L192 18H191ZM191 20L189 21L190 23H192L191 22ZM256 20V19H255ZM259 20H260V18H259ZM17 21V20H16ZM22 21V20H21ZM20 21V22H21ZM62 21V20H61ZM63 21H65V18H64V20ZM68 21V20H67ZM80 21V20H79ZM87 21V20H86ZM104 21H107V20H104ZM103 21V22H104ZM112 21H114V20H112ZM119 21H120V19H119ZM125 21V20H124ZM128 21V20H127ZM152 21V20H151ZM182 21V20H181ZM195 21V20H194ZM196 21H197V19H196ZM246 20L244 19V22H245ZM257 21V20H256ZM17 22H19V21H17ZM25 22V21H24ZM35 22V21H34ZM50 22V21H49ZM55 22V21H54ZM58 22V21H57ZM56 22V23H57ZM71 22V21H70ZM70 22H68V23H70ZM91 22V21H90ZM122 22V21H121ZM130 23H131V21H129ZM186 22V21H185ZM197 22H199V20L197 21ZM197 22H195V23H197ZM1 23V22H0ZM33 22H31V21H28L27 20V22H26V24L25 25H27V32H28V34H27V38H26V41L25 40H23L22 38H21V36H23V35H21L20 36V38L24 41L23 42V45L24 46H30V45H32L35 41H36V39H35V35H36V27L34 26V24H32ZM51 23H53L52 22V20H51ZM60 23V22H59ZM77 23V22H76ZM93 23V22H92ZM102 23V22H101ZM124 23V22H123ZM150 23V22H149ZM153 23V22H152ZM158 23V22H157ZM162 23H160V24H162ZM165 23V22H164ZM163 23V24H164ZM177 23H179V22H177ZM195 23L193 22V25H195ZM247 23V22H246ZM13 24V23H12ZM19 24V23H18ZM18 24H16V25H18ZM88 24H90V23H88ZM104 24V23H103ZM121 24V23H120ZM126 24V23H125ZM170 24V23H169ZM182 24V23H181ZM264 24V23H263ZM1 25V24H0ZM22 25V24H21ZM20 25V26H21ZM23 25H24V23H23ZM78 25H79V23H78ZM78 25H75V26H78ZM81 25H82V23H81ZM80 25V26H81ZM83 25H84V23H83ZM83 25H82V27L81 28H83ZM85 25H87V24H85ZM95 25V24H94ZM98 25H99V23H98ZM110 25V24H109ZM114 25V24H113ZM128 25V24H127ZM144 24H142V26H143ZM156 25V24H155ZM154 25V26H155ZM172 25H175V22L172 24ZM183 25V24H182ZM187 25V24H186ZM189 25V24H188ZM186 26V28L187 27H189V26ZM198 25V24H197ZM207 25V24H206ZM15 26V25H14ZM19 25H18V27H20ZM59 26V25H58ZM60 26H62V24H60ZM65 26V25H64ZM79 26V27H80ZM93 26V25H92ZM115 26V25H114ZM159 26V25H158ZM176 26H177V24H176ZM176 26H175V28H176ZM179 26V25H178ZM177 26V27H178ZM209 26V25H208ZM25 27V26H24ZM38 27H40V26H38ZM43 27V26H42ZM63 27V26H62ZM66 27V26H65ZM73 27H74V25H73ZM95 27V26H94ZM100 27V26H99ZM103 27V26H102ZM101 27V28H102ZM106 27H108V26H106ZM130 27V26H129ZM140 27H141V24H140ZM144 27V26H143ZM191 27V26H190ZM199 27V26H198ZM44 28H47V27H44ZM54 28V27H53ZM78 28V27H77ZM87 28V27H86ZM85 27H84V29H86ZM109 28V27H108ZM119 28V27H118ZM122 28H123V26H122ZM145 28V27H144ZM163 28H165L166 29V27L163 25ZM162 28V29H163ZM170 28H172V27H169V29ZM180 28H181V26H180ZM184 28V27H183ZM193 28H196L195 26L193 27ZM205 28V27H204ZM263 28V27H262ZM1 29V28H0ZM5 29V28H4ZM50 29H52V28H50ZM50 29H48V31L50 30ZM57 29V28H56ZM76 29V28H75ZM74 29V30H75ZM79 29V28H78ZM88 29V28H87ZM91 29V28H90ZM98 29V28H97ZM114 29H116V28H114ZM124 29V28H123ZM142 29V28H141ZM161 29V28H160ZM188 29L189 28H187V30L186 31H188ZM192 29V28H191ZM200 29L202 30V28H201V24H200ZM200 29H198L197 30V28H196V30H197V32L200 30ZM207 29V28H206ZM235 29V28H234ZM23 30V29H22ZM25 30V29H24ZM57 30H59V29H57ZM93 30V33H94V28L92 29ZM135 30H137V29H135ZM134 30V31H135ZM145 30V29H144ZM143 30V31H144ZM151 30V29H150ZM149 30V31H150ZM167 30H168V28H167ZM167 30H164L165 32H167ZM173 30H174V28H173ZM194 30V29H193ZM193 30H191V31H193ZM196 30H195V32H196ZM251 30V29H250ZM259 31V27L256 29V31H255V29H254V32L252 33V31H251V35H254V37H258L259 35H261V36H263L264 37V30H263V33L262 32H258ZM7 31V30H6ZM41 31H43V29L41 30ZM45 31V30H44ZM63 31V30H62ZM66 31H67V29H66ZM69 31V30H68ZM71 31V30H70ZM101 31V30H100ZM153 31V30H152ZM175 31L176 30H174V31H171L170 33H172V35L173 34H175ZM179 31H182V29L181 30H179ZM179 31L177 32V34L179 35ZM189 31H190V29H189ZM221 31V30H220ZM262 31V30H261ZM3 32V31H2ZM23 32V31H22ZM55 32V31H54ZM56 32H58L59 33V31H56ZM85 32V31H84ZM91 32V31H90ZM95 32H97L96 30H95ZM104 32V31H103ZM107 32H108V30H107ZM117 32V31H116ZM121 32V31H120ZM123 32H124V30H123ZM141 32V31H140ZM154 32H156V35H157V32H158V30L157 31H154ZM160 33H161V31H159ZM159 32H158V34H159ZM163 32V31H162ZM165 32H163V33H165ZM169 32V31H168ZM194 32V31H193ZM193 32H191V34L193 33ZM196 32V33H197ZM238 32V31H237ZM9 33V32H8ZM44 33V32H43ZM81 33H82V31H81ZM81 33H79V34H81ZM88 33H89V31H88ZM99 33V32H98ZM101 33V32H100ZM110 33V32H109ZM129 33V32H128ZM145 33V32H144ZM143 33V34H144ZM163 33H161V34H163ZM181 33V32H180ZM199 33H201L200 31H199ZM222 33V32H221ZM220 33V34H221ZM244 33V32H243ZM249 34H247V33H245V34H237V33H235V32H232V31H229V30H227V31H225L224 32V34H223V40L221 41V46H220V53H221V56H222V58H223V60H224V62H225V64H226V67L229 69V71H231L232 72V75H233V73L236 75V76H238V77H246V75H245V70L250 66V60L248 59V57H247V55H246V52H245V49H244V43H245V41L247 40L248 41V38H249V36H250V32H248ZM16 34V33H15ZM55 34H57V33H55ZM67 34V33H66ZM77 34V33H76ZM76 34H74L75 36H76ZM84 34H86V32L84 33ZM103 34V33H102ZM107 34V33H106ZM119 34V33H118ZM117 33H116V35H118ZM124 34H125V32H124ZM124 34H122V36L124 35ZM127 34V33H126ZM149 34V33H148ZM176 34V35H177ZM185 34L187 35V33H184L183 35L185 36ZM191 34H190V37H192L191 36ZM193 34H195V33H193ZM202 34H203V32H202ZM9 35V34H8ZM82 35H83V33H82ZM111 35V34H110ZM121 35V34H120ZM135 35V34H134ZM153 35V34H152ZM166 35V34H165ZM183 35H179L181 38H184L183 37ZM189 35V34H188ZM187 35V36H188ZM17 36V35H16ZM56 35H54V37H55ZM72 36V35H71ZM70 35H69V37H71ZM103 36V35H102ZM107 36V35H106ZM119 36V35H118ZM140 36V35H139ZM158 36H160V34L158 35ZM200 36V35H199ZM199 36H198V38H199ZM9 37V36H8ZM17 37H19V35L17 36ZM61 37V36H60ZM83 37V36H82ZM98 37V36H97ZM101 37V36H100ZM126 37V36H125ZM136 37V36H135ZM152 37V36H151ZM154 37H156V40H157V36H154ZM161 37H162V35H161ZM174 37H175V35H174ZM219 38H220V36H218ZM253 37V38H254ZM3 38V37H2ZM48 38V37H47ZM74 38V37H73ZM90 38V37H89ZM96 38V37H95ZM164 38V37H163ZM177 38V42L178 41H180V39H179V37L177 36L176 37ZM189 38V37H188ZM193 39H194V36L192 37ZM198 38L196 37L194 40L195 41H197L198 40ZM16 39V38H15ZM43 39V38H42ZM75 39V38H74ZM117 39V41L119 40L118 38H116ZM121 39V38H120ZM159 39V38H158ZM166 39V38H165ZM191 39V38H190ZM201 39L202 38H200L199 40L201 41ZM263 38H261V40H262ZM8 40V39H7ZM18 40V39H17ZM58 40V42H59V38L57 39ZM79 40H82L81 38L79 39ZM78 40V41H79ZM83 40H85V39H83ZM82 40V41H83ZM90 40V39H89ZM93 40V39H92ZM97 40V39H96ZM99 40V39H98ZM97 40V41H98ZM109 40H111L110 38H109ZM114 40V39H113ZM136 40H139V39H136ZM150 40V39H149ZM160 40H161V38H160ZM168 40H169V37H168ZM167 40V41H168ZM172 40H175V39H173L172 38ZM182 40V39H181ZM184 40L187 42V37H186V39L184 38ZM253 40V39H252ZM256 40V39H255ZM258 40H260V39H258ZM264 40V39H263ZM4 41V40H3ZM19 41V40H18ZM77 41V42H78ZM88 41V40H87ZM94 41V40H93ZM126 41V40H125ZM158 41V40H157ZM176 41V40H175ZM190 41H192V40H189V42ZM204 41V40H203ZM1 42V41H0ZM48 42V41H47ZM52 42V41H51ZM55 42V41H54ZM72 42V41H71ZM92 42V41H91ZM108 42V41H107ZM111 42V41H110ZM118 42H120V40L118 41ZM153 42V41H152ZM166 42V41H165ZM170 42V41H169ZM172 42V41H171ZM177 42H174L175 44L177 43ZM181 42H183V40L181 41ZM194 42V41H193ZM198 42V41H197ZM220 42V41H219ZM252 42V41H251ZM5 43V42H4ZM7 43V42H6ZM16 43H18L19 45L21 44L20 42H16ZM50 43V42H49ZM61 43V42H60ZM83 43V42H82ZM112 43V42H111ZM122 43H124L123 41H122ZM139 43V42H138ZM147 43H148V41H147ZM158 43H159V41H158ZM157 42H156V44H158ZM188 43V42H187ZM195 43V42H194ZM193 43V44H194ZM249 43H250V41H249ZM84 44V43H83ZM95 44V43H94ZM115 44V43H114ZM119 44V43H118ZM129 44H130V42H129ZM161 44V43H160ZM166 44V43H165ZM175 44H174V46H175ZM184 44H186V43H184ZM189 44V43H188ZM190 44H192V42H190ZM190 44H189V46H190ZM192 44V45H193ZM197 43H195L194 44V46L196 45ZM198 44H199V42H198ZM22 45V44H21ZM48 45V44H47ZM93 45V44H92ZM125 45V44H124ZM167 45V44H166ZM168 45H169V43H168ZM173 45V44H172ZM172 45H170L171 47H172ZM177 45V44H176ZM182 45H183V43H182ZM182 45H178V46H182ZM200 45H202V43H200L199 44V47H193V48H195L194 49V51H196V48H197V51L199 50V48H200ZM6 46V45H5ZM51 46V45H50ZM74 46V45H73ZM83 46V45H82ZM85 46V45H84ZM95 46V45H94ZM112 46V45H111ZM123 46V45H122ZM121 45L119 46V47H122ZM131 46V45H130ZM144 46V45H143ZM161 46H163L164 47V45L163 44H161V45H159V47H161ZM196 46H198V45H196ZM205 47H206V45H204ZM210 46V45H209ZM43 47V46H42ZM49 47V46H48ZM114 47V46H113ZM126 47V46H125ZM148 47H149V45H148ZM151 47V46H150ZM183 47L185 48V46L183 45ZM202 48H203V45L201 46ZM264 47V46H263ZM19 48H20V46H19ZM58 48V47H57ZM71 48V47H70ZM77 48H78V46H77ZM83 48V47H82ZM147 48V47H146ZM155 48V47H154ZM176 48H179V47H177L176 46ZM189 48H191L192 49V46L191 47H189ZM202 48H200V51H198V53H199V55L201 54V56L200 57H202L203 58V56H202V53H200V52H202L203 51V49ZM23 49V48H22ZM21 49V50H22ZM73 49V48H72ZM75 49V48H74ZM124 49V48H123ZM172 49V48H171ZM190 49V50H191ZM201 49H202V51H201ZM256 50H257V48H255ZM57 50V49H56ZM103 50H105V49H103ZM108 50H109V48H108ZM122 50V49H121ZM126 50V49H125ZM145 50V49H144ZM149 50V49H148ZM152 50H154L153 48H152ZM160 50H161V48H160ZM160 50H159V52H160ZM169 50H170V48H169ZM187 50H188V48H187ZM262 49H259V53H261L262 51H261ZM263 50H264V48H263ZM11 51V50H10ZM26 51H27V49H26ZM71 51V50H70ZM79 51H80V49H79ZM146 51H147V49H146ZM178 51H179V49H178ZM184 50L182 49V53H184L183 52ZM189 51V50H188ZM206 51H207V49H206ZM51 52V51H50ZM106 54H108L107 53V48H106ZM116 52V51H115ZM156 52V51H155ZM159 52H158V54H159ZM163 52H165V53H167L166 51H165V48H164V51ZM192 52H193V49H192ZM210 52V51H209ZM208 52V53H209ZM251 52V51H250ZM249 52V53H250ZM18 53H20V52H18ZM89 53H90V50H89ZM103 53V52H102ZM111 53H112V51H111ZM124 53H125V51H124ZM137 53H138V51H137ZM152 53H153V51H152ZM180 53V52H179ZM188 53V52H187ZM190 53H191V51H190ZM264 53V52H263ZM75 54V53H74ZM105 54V55H106ZM149 54H150V52H149ZM154 54V53H153ZM169 54H171V53H169ZM181 54V53H180ZM195 52H194V55H192L193 57L195 56ZM204 54H206L205 52H204ZM10 55V54H9ZM80 55V54H79ZM112 55V54H111ZM116 55V54H115ZM140 55V54H139ZM163 55H164V53H163ZM173 55H174V52H173ZM184 55V57H186V54H183ZM197 55V54H196ZM208 55V54H207ZM210 55H211V53H210ZM220 55V54H219ZM250 55V54H249ZM248 55V56H249ZM261 55V54H260ZM6 56V55H5ZM81 56H82V53H81ZM87 55H85V57H86ZM117 56H118V53H117ZM121 56H122V54H121ZM124 56H125V54H124ZM167 56H169L168 54H167ZM176 56H177V54H176ZM3 57H4V54H3ZM3 57H2V59H3ZM44 57V56H43ZM190 57L191 56H189V60H190ZM192 57V58H193ZM204 57H205V55H204ZM253 57V56H252ZM0 58H1V55H0ZM70 58V57H69ZM77 58V57H76ZM78 58H79V56H78ZM116 58V57H115ZM154 58V57H153ZM158 58H159V56H158ZM160 58H162L161 56H160ZM164 58H166V57H164ZM197 58V57H196ZM206 58V57H205ZM263 58H264V56H263ZM36 59V58H35ZM41 59V58H40ZM112 59V58H111ZM111 59H110V62H111ZM152 58H150V60H151ZM163 59V58H162ZM170 59V57L167 59V60H169ZM186 59V58H185ZM195 59V57L193 58V60ZM39 60V59H38ZM109 60V59H108ZM122 60V59H121ZM143 60H144V58H143ZM149 60V59H148ZM177 60V59H176ZM187 60H188V56H187ZM197 61H198V59H196ZM196 60H195V64H196ZM200 60V59H199ZM208 60H209V58H208ZM260 61H261V59H259ZM31 61V60H30ZM74 61H76V59H74ZM78 61V60H77ZM86 61V60H85ZM87 61H89L88 59H87ZM113 61V60H112ZM116 61H118V59H116ZM153 61V60H152ZM161 61V60H160ZM178 61V60H177ZM180 61H181V59H180ZM191 61H192V59H191ZM203 60L201 59V64L203 65V67H204V64H203V62H202ZM206 60H204V62H205ZM211 61L212 60H210V64L209 65H212L211 64ZM5 62H6V59H5ZM82 62V61H81ZM80 62V63H81ZM128 61H126V63H127ZM155 62V61H154ZM173 62V61H172ZM175 62V61H174ZM184 62V61H183ZM23 63V62H22ZM29 63V62H28ZM39 62H37V64H38ZM103 62H101V64H102ZM140 63H142V62H140ZM144 63V62H143ZM192 63V62H191ZM190 63V64H191ZM2 64V63H1ZM0 64V65H1ZM40 64V63H39ZM97 64V63H96ZM105 63H103L102 65H104ZM111 65L113 64V63H110ZM114 64H115V62H114ZM119 64V63H118ZM152 64H153V62H152ZM181 64H182V62H181ZM185 64H186V62H185ZM188 64V63H187ZM193 64H194V61H193ZM192 64V67L194 68V65ZM198 64V63H197ZM197 64H196V67H197ZM200 64V63H199ZM206 64H207V62H206ZM253 64H254V62H253ZM11 65V64H10ZM19 66H20V64H18ZM35 65V64H34ZM82 65H84V64H82ZM82 65H80V66H82ZM97 65H99V62H98V64ZM125 65V64H124ZM129 65V64H128ZM131 65V64H130ZM146 65V64H145ZM161 65V64H160ZM160 65H159V67H160ZM183 65V64H182ZM5 66V65H4ZM15 66H16V64L14 65V68H15ZM21 66H22V64H21ZM101 66V65H100ZM121 66H123V65H121ZM121 66H120V68H121ZM157 66H158V64H157ZM175 66V65H174ZM173 66V67H174ZM9 67V66H8ZM10 67H12V66H10ZM25 67H26V69H23V70H13V71H11L10 73H9V79L12 81V85L11 84H9V85H11L10 87L12 88L11 90H16V91H26V90H28L29 89V87H30V85L32 84L33 85V87H34V89H35V91H38V92H46V91H48V90H50V86H49V79L51 80V78H56V80H57V78H61V77H63V75H65L66 74V65H65V61H64V59L61 57V55L59 54V53H57V52H52V53H49L48 54V56L42 61V65H41V68H39V69H36V71H34V69H31L32 67H34V66H30V67H27L26 65H25ZM109 68L108 69H110V66H108ZM114 68H115V66H113ZM142 67V66H141ZM149 67V66H148ZM147 67V68H148ZM183 67H185L184 65H183ZM202 66H200V68H201ZM203 67H202V69L200 70V68H199V70L200 71H204V69H203ZM206 67H207V65H206ZM214 67V65L213 66H211V67H208V69H210V68H213ZM7 68V67H6ZM106 68H107V66H106ZM112 68V67H111ZM12 69V68H11ZM18 69V68H17ZM86 69V68H85ZM107 69V70H108ZM161 69V68H160ZM174 69H176L175 67H174ZM180 69V68H179ZM253 69V68H252ZM112 70H113V68H112ZM116 70V69H115ZM133 69H131V71H132ZM143 70V69H142ZM163 70V69H162ZM161 70V71H162ZM187 70H189V69H187ZM216 68H215V72H214V78L212 77V79H213V81H214V79L216 78L215 77V74H216ZM4 71V70H3ZM9 71V70H8ZM106 71V70H105ZM153 71H154V69H153ZM177 71H178V69H177ZM191 71H192V69H191ZM206 71V70H205ZM212 71V70H211ZM211 71H208V73H207V75H208V77H209V73L210 74H212L213 73V71L211 72ZM145 74H146V68H145ZM168 72V71H167ZM182 72V71H181ZM166 73V72H165ZM194 73V72H193ZM203 73V77H205L206 78V75L204 74V72H202ZM201 73V74H202ZM218 73H220V72H218ZM249 74H250V72H249ZM76 75V74H75ZM135 75V74H134ZM159 75V74H158ZM182 75V74H181ZM189 75H190V73H189ZM189 75H188V77H189ZM194 75V74H193ZM198 75V74H197ZM254 75V74H253ZM222 77H223V75H221ZM138 77H140V75H138ZM179 77H180V73H179V75H178V79H179ZM198 77H199V75H198ZM197 77V78H198ZM203 77H201V79L203 78ZM251 77H252V75H251ZM261 77H262V75H261ZM4 78V77H3ZM73 78V77H72ZM92 80L89 82V83H87V85L89 84V88H92V89H94V90H100V89H105V90H109V91H113V93H116L117 91H118V89H116L115 88V82L119 79V75H118V73L116 72V71H111V72H108L107 74H103V75H97V76H95V77H93L92 76ZM128 78H129V75H128ZM167 78V77H166ZM165 78V79H166ZM174 78H175V74H174ZM210 78H211V75H210ZM218 78V77H217ZM2 79V78H1ZM149 79H150V77H149ZM157 79V78H156ZM192 79H193V77H192ZM195 79V78H194ZM194 79L192 80V81H194ZM208 79V78H207ZM207 79H204V81L206 82V80ZM211 79V80H212ZM225 79V78H224ZM253 79H254V77H253ZM263 79V78H262ZM162 80V79H161ZM183 80H184V77H183ZM220 80H222L221 79V77H220ZM246 80V79H245ZM259 80H260V77H259ZM128 81V80H127ZM148 81V80H147ZM150 81L152 82V80L150 79ZM148 82V83H146V85L144 84L143 86H147V85H149V84H151V82ZM156 81V80H155ZM164 80H162V82H163ZM169 81V80H168ZM186 81V80H185ZM215 81H216V84H217V79H215ZM70 82V81H69ZM161 82V81H160ZM160 82H159V84H160ZM173 82H175V80L173 81ZM178 82V81H177ZM191 82V81H190ZM197 82V81H196ZM199 82H201V80H199V78H198V83ZM247 82V81H246ZM253 82V81H252ZM54 83H55V80H54ZM70 83H72V81L70 82ZM74 83V82H73ZM117 83V82H116ZM166 83V82H165ZM179 83H181V82H179ZM203 83V82H202ZM218 83H220V85H222L221 84V81H218ZM222 83H223V80H222ZM247 83H249V82H247ZM253 83H255V84H257L256 82H253ZM260 83H261V81H260ZM264 83V82H263ZM123 84H124V82H123ZM122 84V87L124 86ZM176 84V83H175ZM208 84V83H207ZM214 84V83H213ZM224 84V83H223ZM226 84H227V80H226ZM78 85H79V83H78ZM82 85H83V83H82ZM154 85V84H153ZM156 85H157V83H156ZM179 85V84H178ZM185 85V84H184ZM189 85V84H188ZM194 85H195V81H194ZM220 85H217V86H214L215 88H217L218 86H220ZM225 85V84H224ZM6 86V85H5ZM75 86H76V84H75ZM137 86V85H136ZM163 86H164V83H163ZM169 86H170V83H169ZM172 86V85H171ZM203 86V85H202ZM202 86H201V89H202ZM208 86H209V84H208ZM228 86V85H227ZM236 86V85H235ZM252 86H253V84H252ZM256 86V85H255ZM264 86V85H263ZM7 87V86H6ZM83 87H85V86H83ZM117 87H118V85H117ZM120 87V86H119ZM126 87V86H125ZM138 87V86H137ZM142 87V86H141ZM150 87V86H149ZM200 87V86H199ZM211 87V86H210ZM209 87V88H210ZM121 88V87H120ZM168 88V87H167ZM178 88H179V86H178ZM184 88H185V86H184ZM193 88V87H192ZM208 88V89H209ZM221 88V87H220ZM77 89H78V87H77ZM152 89V88H151ZM158 89V88H157ZM173 89V88H172ZM177 89V88H176ZM203 89H204V87H203ZM211 89V88H210ZM214 89V88H213ZM212 89V90H213ZM6 90V89H5ZM9 90V89H8ZM55 90V89H54ZM70 90V88H62V89H58V90H56V91H69ZM82 90H83V88H82ZM120 90V89H119ZM146 91H147V89H145ZM180 90V89H179ZM183 90V89H182ZM185 90H186V88H185ZM194 90V89H193ZM197 90V89H196ZM205 90V89H204ZM206 90H207V88H206ZM205 90V91H206ZM71 91V90H70ZM74 91V90H73ZM87 91V90H86ZM91 91V90H90ZM121 91H122V88H121ZM125 91H126V89H125ZM130 91H131V88H130ZM140 91H142V89L140 90ZM159 91V90H158ZM173 91V90H172ZM202 91V90H201ZM201 91H199V92H201ZM89 92V91H88ZM92 92V91H91ZM138 92V91H137ZM152 92V91H151ZM160 92H162L161 90L159 91V93ZM165 92V91H164ZM189 92V91H188ZM208 92V91H207ZM217 92H219V91H217ZM221 92V91H220ZM19 93V92H18ZM52 93V92H51ZM77 93H78V91H77ZM82 93V92H81ZM100 93V92H99ZM104 93V92H103ZM120 93V92H119ZM143 93H144V91H143ZM153 93H154V91H153ZM172 94V92H170V89H169V94ZM196 92H194V94H195ZM212 93V94H211ZM208 92L207 93V95L209 96V97H212L213 96V91L212 92ZM33 94V93H32ZM73 94H74V92H73ZM137 94V93H136ZM139 94H140V92H139ZM161 94V93H160ZM178 94H180V92L178 93ZM186 94V93H185ZM42 95V94H41ZM83 95V94H82ZM117 95H118V93H117ZM128 95V96H127ZM177 95V94H176ZM206 94H202L200 97H199V100H197V105L196 106H200V107H204L205 105H204V103L205 102H207V100H205V98H206V96H207ZM212 95V96H211ZM227 95V94H226ZM258 94H256V96H257ZM35 96V95H34ZM48 96V95H47ZM79 96H80V94H79ZM93 96V95H92ZM126 96H127V98H130V97H132V95L131 94H129V92H128V94H126ZM143 96H144V94H143ZM158 96H159V94H158ZM183 96V95H182ZM185 96V95H184ZM219 96H221V95H219ZM225 96V95H224ZM236 96V95H235ZM248 96V95H247ZM264 96V95H263ZM2 97V96H1ZM33 97V96H32ZM40 97V96H39ZM81 97V96H80ZM96 97V96H95ZM115 97V96H114ZM123 97V96H122ZM148 97H150V96H148ZM159 97H162V96H159ZM195 97V96H194ZM217 97H218V95H217ZM222 97V96H221ZM232 97V96H231ZM261 97V96H260ZM8 98V97H7ZM28 98V97H27ZM38 98V97H37ZM70 98V97H69ZM79 98V97H78ZM82 98V97H81ZM84 98H86V96L84 95ZM138 98V97H137ZM139 98H141V96L139 97ZM139 98H138V101H139ZM147 98V97H146ZM151 98H152V96H151ZM153 98H154V95H153ZM198 98V97H197ZM258 98V97H257ZM22 99V98H21ZM25 99V98H24ZM45 99H47V98H45ZM90 99V98H89ZM92 99H93V97H92ZM117 100H118V97L116 98ZM164 99H165V97H164ZM180 99V98H179ZM258 99H260V98H258ZM262 99V98H261ZM57 100H58V98H57ZM71 100H72V96H71ZM95 100V99H94ZM93 100V101H94ZM111 100V99H110ZM114 100V99H113ZM113 100H112V102H113ZM129 100H131V99H128L127 101H129ZM148 100V99H147ZM149 100H150V98H149ZM152 100L153 99H151V102H152ZM156 100V99H155ZM162 100V102H164L163 101V98L161 99ZM171 100V99H170ZM178 100V99H177ZM196 100V98L195 99H193V101H195ZM216 100V99H215ZM250 100V99H249ZM5 101V100H4ZM9 101H11V100H9ZM15 101L16 100H14V103H12L13 101H11L10 103H12V104H15ZM25 101V103H26V100H24ZM31 100H27V102L28 103H26V105H28V104H30L29 102H30ZM37 101V100H36ZM83 101V100H82ZM102 101H103V98H102ZM125 101V100H124ZM126 101V102H127ZM135 101V100H134ZM134 101H133V103H134ZM176 101V100H175ZM185 101H186V98H185ZM184 101V102H185ZM213 100H212V98H211V102H212ZM217 101H218V98H217ZM220 101V100H219ZM229 101V100H228ZM233 101V100H232ZM236 101H237V103L236 102H233L232 103V105H228V107H226V106H223V107H217V108H213V107H211L210 109L208 108V109H206V111H200V112H198L196 115H186V110H188L189 108H191L190 106H184L183 108H176L175 106H174V102H173V105L172 104H170V105H168L167 106V111H166V115L165 116H162V117H160L159 115H158V117H160V118H155V119H147V120H145L144 122H143V124H142V126L140 127V129L139 130H135V129H131V131H130V133H129V135H130V137L131 138H133V139H138V138H143V137H145L146 135L149 137V135H151V137L150 138H152V136H154V137H157V138H159V139H161L162 141L163 140H169L170 142H169V144L172 142V140H175V141H177L178 142V145L180 144V146H178L177 145V148L178 149H189L190 150V156L189 157H187V158H185V160H182V163H183V165H184V167L185 168H183V169H185V171H188L189 172V167L191 166V164H195L196 165V167L194 168V169H196V170H194L193 171V177H194V179H195V182L193 183V187L195 188V191H196V193H192V196H191V194L188 196L189 197V199L188 200H186V194H185V197L183 198V197H179V198H177V199H180V198H182L181 199V203H183V201H185L184 203H183V205H184V208H186V210L188 211V208L187 207H189V209H192V211L194 212V210L196 211V209H204L205 211H206V209H207V211L209 210V212H211V210H213L212 209V205H213V197H214V195H215V193H216V188H218V186H217V184H218V181H220L221 180V177H222V175L224 174V173H228V171H230V172H232L233 174H235V175H238L240 178H241V183H242V179H243V181H244V185L247 183L248 184V182L250 183V181H248V182H246V180L249 178V176H250V174H252V172H254V174H255V169H256V167H257V170H259V171H261L262 172V170L261 169H258L259 167H258V163H256L255 162V159L257 160V157H255V155L257 156L258 155V162H260L261 160V158H259V154H261V153H259L258 152V148L255 146L256 145V143L253 145L252 143V141L254 140V138L255 139H257V141H258V138L256 137L257 135H260V134H262L263 132H264V130L263 129H261V127L258 125V123L261 121V119L260 118H262V117H259V119L260 120H258L257 121V126H259L260 128H259V130L261 129L262 130V133H258V132H255V131H257L256 129H257V127H255L256 129H254V132L252 131V132H250V131H248V128H246L245 127V129L241 126V123H240V121L238 120V117H237V115L235 114V113H238L239 111H242L241 110V108L243 109V107L245 106V108H247L246 107V105H243V107H242V105H241V103H238V100L236 99ZM240 101V100H239ZM2 103V105L4 106V105H9V103H6V104H3V100L1 101ZM6 102V101H5ZM8 102V101H7ZM18 102L19 101H17L16 102V104H15V108H16V105L18 104ZM20 102H21V100H20ZM35 102V101H34ZM34 102L32 103L33 104V106H34ZM38 102H39V100H38ZM56 102V101H55ZM108 102V101H107ZM106 102V103H107ZM110 102V101H109ZM111 102V103H112ZM122 102V101H121ZM126 102H125V104H126ZM146 102V101H145ZM168 102H169V100H168ZM178 102V101H177ZM183 102V103H184ZM23 103V102H22ZM40 103V105H44V104H42V102H39ZM73 103V102H72ZM79 104L81 103V102H78ZM119 103V102H118ZM131 103H132V100H131ZM132 103V104H133ZM139 103V102H138ZM140 103H141V99H140ZM139 103V104H140ZM149 102H147V104H148ZM155 102L153 101V104H154ZM158 103V102H157ZM220 103H221V101H220ZM222 103H223V100H222ZM226 103V102H225ZM231 103V102H230ZM20 104V103H19ZM32 104H30V108L31 107H33V106H31ZM54 104V103H53ZM74 104V103H73ZM87 104H89V106H90V104H91V100H90V103H88L87 102ZM93 104H95V103H93ZM102 104V103H101ZM104 104H105V102H104ZM109 104V103H108ZM127 104H128V102H127ZM143 104V103H142ZM159 104V103H158ZM189 104V103H188ZM187 104V105H188ZM206 104V103H205ZM217 104V103H216ZM243 104H244V102H243ZM23 106H24V104H22ZM50 105H52L51 104V101H50ZM75 105H76V103H75ZM105 105H107V104H105ZM121 105V104H120ZM130 105V104H129ZM129 105H128V108H129ZM149 105V104H148ZM157 105V104H156ZM167 105V104H166ZM177 105V104H176ZM218 105V104H217ZM216 105V106H217ZM250 105V104H249ZM37 102L35 103V111H36V108H38L39 109V112L38 113H35V114H39L40 113V110H42V108H44V107H42L41 108V106H40V108H39V105L37 106ZM47 108H45V109H47V111H49V108H51L52 109V107L50 106L49 107V105H48V103H47ZM78 106V105H77ZM81 106V105H80ZM82 106H84V104L82 105ZM95 106V105H94ZM94 106H93V108H94ZM124 106V105H123ZM159 106H160V104H159ZM212 106V105H211ZM11 107V106H10ZM22 107V106H21ZM55 107H56V103H55ZM61 107V106H60ZM71 107V106H70ZM70 107H69V109H70ZM75 107V106H74ZM97 107V106H96ZM95 107V108H96ZM101 107V106H100ZM104 107V105L102 106V108ZM107 107V106H106ZM206 107V106H205ZM5 108V107H4ZM8 108V107H7ZM66 108V107H65ZM64 108V109H65ZM87 108V107H86ZM117 108V107H116ZM116 108H114V109H116ZM126 108L127 107H125V110H126ZM142 108V107H141ZM150 108H151V106H150ZM154 108V107H153ZM160 108H161V106H160ZM165 108V107H164ZM163 108V109H164ZM193 108V107H192ZM253 108V107H252ZM6 109V108H5ZM21 109V108H20ZM20 109H19V107L18 108H16V109H14L13 108V112H12V116H13V113H14V110H16V112L19 110L20 111ZM24 109V108H23ZM25 109H27V108H25ZM45 109H44V111L42 112V114H41V118H38V116H37V119L38 120H40V122L41 123H45V122H47V121H45V122H43L45 119H44V116H48V115H50L51 116V114H45L44 115V113H45ZM59 109H61V108H59ZM78 109V108H77ZM100 109V108H99ZM99 109H98V111H99ZM122 109H123V107H122ZM145 109V108H144ZM158 109H159V107H158ZM9 108L8 109H6L5 110V113H9ZM22 110V109H21ZM56 110V109H55ZM55 110H53V111H55ZM66 110H67V108H66ZM71 110V109H70ZM74 110V109H73ZM88 110V109H87ZM91 108H90V112H91ZM96 110V109H95ZM109 110H111V109H109ZM131 110V109H130ZM247 110H248V108H247ZM247 110H246V113H247ZM250 110V109H249ZM252 110V109H251ZM261 110V109H260ZM1 111H3L2 110V108H1V106H0V112ZM10 111H12V107H11V110ZM27 111H29V110H27ZM27 111H25L26 112V114H27ZM51 111V110H50ZM59 112H60V110H58ZM72 111V110H71ZM77 111V110H76ZM75 111V112H76ZM84 111H85V109H84ZM84 111H82L81 112V115L83 114V112ZM93 111V110H92ZM101 111H102V109H101ZM104 111V110H103ZM149 111V110H148ZM195 111V110H194ZM244 111V110H243ZM255 111H257V110H255ZM4 112V111H3ZM15 112V113H16ZM30 112H31V110H30ZM37 112V111H36ZM55 112H57V111H55ZM63 112V111H62ZM67 112V114H68V111H66ZM70 112V111H69ZM108 112V111H107ZM107 112H106V114H107ZM112 112H114V111H112ZM136 112H138V110L136 111ZM141 112V111H140ZM149 112H151V111H149ZM154 112V111H153ZM29 113V112H28ZM32 113V112H31ZM31 113H29L30 115H31ZM54 113V112H53ZM80 113V112H79ZM99 113V112H98ZM259 113V112H258ZM262 113H263V111H262ZM261 113V114H262ZM21 112H18V115H19V117H21V116H23V117H21L22 119L24 118V114H21ZM28 114V115H29ZM35 114H34V111H33V113H32V115H33V120H32V124H34V126H35V121L36 120H34V119H36V117H35ZM60 114V113H59ZM59 114H57V115H59ZM64 114L66 115V113L64 112ZM88 114V113H87ZM101 114V113H100ZM147 114H149V113H147ZM193 114V113H192ZM65 115H64V118H65ZM72 115H73V112H72ZM76 115H77V113H76ZM84 115V114H83ZM86 115V114H85ZM91 115V114H90ZM103 115H104V113H103ZM143 116H144V114H142ZM151 115V114H150ZM234 115H236V117L237 118H235V116ZM244 115V114H243ZM263 115V118H264V114H262ZM3 116H4V114H2V118L0 119L1 120V124L2 125H0V128L1 129H3V128H7L8 126H6V124H7V122L8 121H6V123H5V127H4V121H3ZM8 116V115H7ZM60 116H61V114H60ZM68 116V115H67ZM79 116V115H78ZM92 116V115H91ZM108 116H109V114H108ZM113 116H114V114H113ZM115 116H116V111H115ZM119 116V115H118ZM123 116L124 117H122V115L120 116L121 118V120H122V118L124 119V120H127V119H125V116H127V114H123ZM134 116V115H133ZM138 116V115H137ZM142 116V117H143ZM145 116H146V114H145ZM17 117V116H16ZM19 117H17V118H19ZM26 117H27V115H26ZM29 117V116H28ZM70 117H71V115H70ZM88 117H89V115H88ZM87 117V118H88ZM102 117V116H101ZM243 117V116H242ZM249 117V116H248ZM5 118V117H4ZM8 117H6L5 119H7ZM9 118H10V120H11V118L12 117H10V114H9ZM20 118V119H21ZM30 118V120H31V116L29 117ZM49 118V117H48ZM54 118H55V116H54ZM62 118V117H61ZM76 118V117H75ZM87 118H86V120H87ZM97 118H98V116H97ZM106 118V117H105ZM110 118V117H109ZM144 118V117H143ZM19 119V120H20ZM21 119V121H24V120H22ZM25 119H27V118H25ZM66 119V118H65ZM80 119V118H79ZM101 119V118H100ZM115 119V118H114ZM138 119H139V117H138ZM146 119V118H145ZM241 119H248V118H241ZM29 120V119H28ZM27 120V121H28ZM30 120H29V124H31V122H30ZM37 120V121H38ZM42 120V121H41ZM68 120V119H67ZM77 120V119H76ZM83 120H84V118H83ZM89 120H90V118H89ZM89 120L86 122V125L88 124V123H91L92 121L90 120V122H89ZM108 120V119H107ZM132 120H133V118H132ZM132 120H131V122H132ZM140 120V119H139ZM245 120V121H246ZM253 120H255V122H253V125L251 126V127H253L254 125H255V123H256V119H253ZM264 120V119H263ZM262 120V121H263ZM14 121V120H13ZM27 121H26V123H27ZM36 121V122H37ZM49 121V120H48ZM50 121H53V120H50ZM71 121L72 120H70V123H71ZM85 121V120H84ZM112 120H110V123H112L113 124V122H111ZM116 121H117V119H116ZM249 121H250V119L247 121V123L249 124ZM261 121V122H262ZM11 122H12V120H11ZM11 122H8V124H10V135H12L11 134V132H12V126H11ZM55 122V121H54ZM58 122V121H57ZM62 122L63 121H60V122H58V124H50L49 125V123H47V125H48V127L49 126H53V125H55V127L53 126L52 128L54 129H56V125H59L60 124V127H61V124H62ZM74 122V121H73ZM75 122H77V121H75ZM83 122V121H82ZM104 122V121H103ZM107 122V121H106ZM118 123H119V119H118V121H117ZM121 122V121H120ZM221 122L223 123V122H226V126H227V123L229 124V127H227L226 128V126H225V128L224 127H222V125H221ZM251 122V121H250ZM252 122H251V124H252ZM264 122V121H263ZM13 123V122H12ZM69 122H67V124H68ZM93 123V122H92ZM101 123V122H100ZM116 123V122H115ZM126 123V122H125ZM134 123V122H133ZM201 123H203V125H206L205 127H203V128H198L199 126V124H201ZM205 123V124H204ZM240 123V124H239ZM243 123V122H242ZM245 123V122H244ZM247 123H245V124H247ZM28 124V123H27ZM67 124H66V126H67ZM79 124H80V120H79ZM79 124H77V126H79ZM84 124V123H83ZM96 124V123H95ZM94 123H93V125H95ZM107 124V123H106ZM109 124V123H108ZM132 124V123H131ZM244 124V125H245ZM250 124V125H251ZM262 124V123H261ZM14 125V124H13ZM19 125H20V129H21V123H19ZM19 125H17V122H16V125L15 126H19ZM36 125H38V122L36 123ZM65 125V122H63V126ZM76 125V124H75ZM97 125V124H96ZM95 125V126H96ZM120 125V124H119ZM127 125V124H126ZM2 126V127H1ZM15 126H14V128H15ZM22 126H24L23 124H22ZM26 126V125H25ZM29 126V125H28ZM68 126H69V124H68ZM72 126H73V124H72ZM83 126H85V125H83ZM88 126V125H87ZM94 126V127H95ZM98 128H99V123H98ZM97 126H96V128H97ZM111 126V125H110ZM110 126H108L107 125V128H108V130H109V128H110ZM113 126V128H114V125H112ZM125 126V125H124ZM129 126V125H128ZM198 126V127H197ZM247 126V125H246ZM31 127H32V125H31ZM39 127H40V124H39ZM43 127H45L44 125H41V131H45L44 130V128ZM59 127V129L61 130V128ZM76 127V126H75ZM80 127H82V125L80 126ZM93 127V126H92ZM101 127H104L103 129H104V131L106 132V130H107V128H105V126H103V124L101 125ZM250 127V128H251ZM262 127H263V125H262ZM18 129H19V127H17ZM16 128V129H17ZM23 128V127H22ZM30 128V127H29ZM63 128V127H62ZM70 128H71V125H70ZM70 128H68V129H66V130H69ZM91 128V127H90ZM96 128H94V130L96 131L97 129ZM112 128V129H113ZM138 128V127H137ZM0 129V133L2 134V130ZM16 129H15V132H16ZM43 129V130H42ZM45 129H47V128H45ZM88 129V127L86 128V130ZM101 129V128H100ZM115 129H116V127H115ZM127 130H128V128H126ZM182 129H186L187 130V132L185 133V134H181L180 133V131L182 130ZM5 130V129H4ZM8 130H9V127H8ZM31 130V129H30ZM39 130V129H38ZM48 130H49V128H48ZM72 130H74L73 132L74 133H76V131H75V129H74V127H72V129H71V132H72ZM81 130H83L84 131V127H83V129L81 128ZM120 130V129H119ZM6 131V130H5ZM22 131V130H21ZM20 131V132H21ZM23 131H25V130H23ZM22 131V132H23ZM32 131L33 130H31V134H32ZM50 131H51V127H50ZM53 131V130H52ZM59 131V130H58ZM63 131H64V129H63ZM98 131V133H100L101 134V132L99 131V129L97 130ZM102 132H103V130H101ZM115 131V130H114ZM122 131H123V128H122ZM122 131H120L121 133H122ZM125 131V130H124ZM123 131V133L124 134H126L125 132ZM4 132V131H3ZM13 132H14V130H13ZM26 132V131H25ZM54 132H57V130H55ZM60 132V131H59ZM62 132V131H61ZM87 132H88V130H87ZM89 132H90V129H89ZM113 132V131H112ZM111 132V133H112ZM6 133V132H5ZM17 133V132H16ZM39 133L40 132H37L36 134H38V139H39ZM83 134H85V132H82ZM91 133V132H90ZM89 133V134H90ZM95 133L96 132H94V135H95ZM107 133V132H106ZM108 133H109V131H108ZM118 133V132H117ZM8 134V131H7V135H9ZM18 134V133H17ZM23 134V133H22ZM26 134V133H25ZM31 134H29V136H31ZM45 134H47V132H45L44 133V135ZM50 134H51V132L48 134L49 136H50ZM53 134V133H52ZM51 134V135H52ZM57 134V133H56ZM72 134V133H71ZM79 134V133H78ZM77 134V135H78ZM149 134V135H148ZM62 135V134H61ZM61 135H60V137H61ZM98 135V138H99V134H97ZM112 135H113V133H112ZM112 135H110V136H112ZM127 135V134H126ZM256 135V136H255ZM5 136V135H4ZM19 136L21 137V135L19 134ZM57 136V135H56ZM80 136V135H79ZM103 136V135H102ZM255 136V137H254ZM263 136H264V134H263ZM262 135H261V137H260V139H262V137H263ZM2 137H3V134H2ZM6 137V136H5ZM22 137H23V135H22ZM60 137H58L59 138V141H60V139H62V137L60 138ZM65 137H66V134H65ZM64 137V139L66 140V138ZM84 138H85V136H83ZM82 137V138H83ZM88 137V136H87ZM95 136H93V138H94ZM19 138V137H18ZM34 138V137H33ZM43 138H45V137H43ZM70 138H75V135H73L72 137H70ZM97 138V137H96ZM12 139H14V138H12ZM37 139V140H38ZM76 139H77V137H76ZM128 139V138H127ZM147 139V138H146ZM264 139V138H263ZM50 140V139H49ZM75 140V139H74ZM91 140H93L94 141V139H92V135H91ZM118 140V139H117ZM124 140V139H123ZM152 141H153V139H151ZM196 140H198L199 141V143H196ZM16 141V140H15ZM28 141H30V140H28ZM45 141H47V140H45ZM81 141H83V140H81ZM89 141H90V138H89ZM125 141H126V139H125ZM128 141H129V139H128ZM155 142L157 141V144H159L158 143V139H156V140H154ZM161 141V142H162ZM18 142V141H17ZM42 141H40V143H41ZM67 142H68V139H67V141H66V144L65 145H67ZM71 142H72V140H71ZM77 142V141H76ZM78 142H79V139H78ZM78 142H77V144H78ZM140 144L142 143V142H140V141H138ZM145 142V141H144ZM148 142H150L149 140H148ZM255 142V141H254ZM259 142V141H258ZM262 142V141H261ZM28 143V142H27ZM39 143V142H38ZM50 143H52V140H51V142ZM59 143V142H58ZM58 143H57V145H58ZM69 143V142H68ZM112 143V142H111ZM124 143V142H123ZM130 143V142H129ZM132 143V142H131ZM164 143V142H163ZM1 144H2V141H1ZM47 144H48V141H47ZM47 144H45V145H47ZM117 144V143H116ZM143 144V143H142ZM49 145V144H48ZM55 145V144H54ZM80 145H82V144H80ZM79 144H78V146H80ZM86 145L88 146V144H87V141H86ZM110 145V144H109ZM126 145V144H125ZM175 145V144H174ZM263 145H264V143H263ZM2 146V145H1ZM75 146V144L73 145V147ZM114 146V145H113ZM156 146V145H155ZM165 146V145H164ZM41 147V146H40ZM54 147V146H53ZM66 147V146H65ZM64 147V148H65ZM73 147H72V149H73ZM82 147V146H81ZM102 147H103V145H102ZM116 147H117V145H116ZM134 147H136V145H135V142H134ZM141 147H142V145H141ZM145 147V146H144ZM258 147H260V145H258ZM32 148V147H31ZM34 148V147H33ZM43 148H44V145H43ZM50 147H48L47 148V150L49 149ZM61 148H62V145H61ZM76 148V147H75ZM74 148V149H75ZM78 148V147H77ZM97 148H99L100 149V147L98 146ZM106 148V147H105ZM131 148L132 147H130V150H131ZM176 148V149H177ZM263 149V152H264V146L262 147H260V149ZM21 149H22V146H21ZM28 149H29V147H28ZM54 149V148H53ZM59 149V148H58ZM69 149L71 150V148L69 147ZM73 149V150H74ZM143 149V148H142ZM171 149L172 148H168V149H165L164 150V154L165 155H168V154H170L171 153V155H172V151H173V149H172V151H171ZM19 150H20V147H19ZM63 150V149H62ZM61 150V151H62ZM67 150H68V147H67ZM104 150V149H103ZM149 150H150V148H149ZM174 150H175V147H174ZM25 151V150H24ZM34 151V150H33ZM52 151H54V150H52ZM55 151H56V148H55ZM55 151H54V153H55ZM64 151H65V149H64ZM75 151H76V149H75ZM75 151H73V153H75ZM105 151V150H104ZM117 151V150H116ZM133 151V150H132ZM131 151V152H132ZM176 151V153L179 151H177V150H175ZM260 151V150H259ZM77 152V151H76ZM103 151H101V153H102ZM130 152V153H131ZM151 152V151H150ZM149 152V153H150ZM155 152H156V150H155ZM174 152V151H173ZM189 152V151H188ZM257 152H258V154H257ZM44 153V152H43ZM97 153V151L95 152V154ZM126 153H128L127 151H126ZM141 153V152H140ZM144 153V151L142 152V154ZM161 153V156H159V157H157L156 158V154L154 155L155 156V158L153 159V160H156V164H157V159H158V162H159V164H158V166H161L162 167V169H163V167H169V166H167L166 165V162L167 161H165L166 159H161L162 158V154H163V150H161V152L159 151V154ZM183 153H184V151H183ZM68 154V153H67ZM70 154V153H69ZM107 154H108V152H107ZM124 154V153H123ZM29 155V154H28ZM60 155H61V153H60ZM71 155H72V153H71ZM83 155H84V153H83ZM94 155V154H93ZM99 156H100V154H98ZM158 155V154H157ZM174 155V154H173ZM173 155H172V157H173ZM177 155H178V153H177ZM179 155H180V153H179ZM263 155H264V153H263ZM19 156V155H18ZM58 156V155H57ZM109 156H111V155H109ZM132 156V155H131ZM138 156H139V154H138ZM186 156H187V154H186ZM50 157V156H49ZM60 157V156H59ZM68 157H69V155H68ZM74 157V156H73ZM91 158H92V156H90ZM148 156H147V153H146V155H145V161H146V158H147ZM149 157H151L152 158V156H151V153H150V156ZM169 157H170V155H169ZM168 157V158H169ZM185 157V156H184ZM196 157H198L199 158V161H196L195 160V158ZM262 157V156H261ZM10 158H11V156H10ZM17 158V157H16ZM30 158V157H29ZM38 158V157H37ZM61 158V157H60ZM65 158V157H64ZM95 158V157H94ZM143 158H144V155H143ZM174 158V157H173ZM179 158H180V156H179ZM24 159H25V157H24ZM63 159V158H62ZM85 159V158H84ZM99 159V158H98ZM113 160H114V158H112ZM128 159V158H127ZM161 159V160H160ZM36 160V159H35ZM65 160V159H64ZM97 160V159H96ZM103 161H104V159H102ZM102 160H101V162H102ZM109 160V159H108ZM111 160V159H110ZM112 160V161H113ZM132 160V159H131ZM148 160V159H147ZM175 160H176V158H175ZM218 160H224V161H226V163H224V165L223 166H219V165H217V164H214V163H212V162H214V161H218ZM8 160H6V162H7ZM29 161V160H28ZM62 161V160H61ZM93 161H95V160H92L91 161V163L93 162ZM120 161H121V159H120ZM119 161V162H120ZM129 161H130V159H129ZM144 161V160H143ZM181 160H178L177 162H180ZM207 161H210V162H207ZM3 162V161H2ZM22 162V161H21ZM30 162H31V160H30ZM29 162V163H30ZM57 162H58V160H57ZM69 162V161H68ZM99 162V161H98ZM107 162V161H106ZM134 162H136V159L134 160ZM141 162H142V160H141ZM152 162V161H151ZM74 163V162H73ZM114 163H115V161H114ZM124 163V162H123ZM138 163H139V161H138ZM147 164H148V162H146ZM169 163V162H168ZM167 163V164H168ZM182 163H181V165L180 166H183L182 165ZM206 163H210V165H206ZM216 163V162H215ZM219 163V162H218ZM261 163H263V165H264V159L262 160V162ZM261 163H259V164H261ZM14 164V163H13ZM35 164V163H34ZM39 164H40V162H39ZM38 164V165H39ZM54 164H55V162H54ZM128 163H126V165H127ZM134 164V163H133ZM205 164V166H204V168H203V165ZM221 164H223V163H221ZM118 165V164H117ZM136 165V164H135ZM141 165H142V163H141ZM151 165H153L152 163H151ZM59 166H60V164H59ZM99 166V165H98ZM131 166V165H130ZM154 166V165H153ZM171 166V165H170ZM176 166V165H175ZM62 167H65V165H62ZM95 167V166H94ZM131 167H133V165L131 166ZM192 167H194V165L193 166H191L190 168H192ZM261 168H262V164H261V166H260ZM35 168V167H34ZM100 168V167H99ZM108 168H109V166H108ZM139 168V167H138ZM138 168H137V173H138ZM143 168V167H142ZM155 168V167H154ZM172 168V167H171ZM62 169V168H61ZM81 169V168H80ZM128 169H129V167H128ZM128 169H127V171H128ZM175 169V168H174ZM182 169V170H183ZM14 170V169H13ZM34 170V169H33ZM256 170V171H257ZM64 171V170H63ZM129 171H130V169H129ZM133 172H132V175L134 174V177H135V172H134V170H132ZM136 171V170H135ZM153 171V170H152ZM155 171H156V168H155ZM166 170H164V172H165ZM169 171V170H168ZM184 171V170H183ZM65 172H66V170H65ZM64 172V173H65ZM104 172V171H103ZM141 172V171H140ZM160 172H161V170H160ZM159 172V173H160ZM230 172H229V174H230ZM4 173V172H3ZM127 173V172H126ZM143 173V172H142ZM146 173H147V171H146ZM154 173V172H153ZM191 173V172H190ZM227 173L225 174L226 176H227ZM259 173V172H258ZM257 172H256V174H258ZM61 174H62V171H61ZM180 174H181V172H180ZM219 174H221V175H219ZM260 174V173H259ZM263 174V173H262ZM63 175V174H62ZM128 175V174H127ZM130 175H131V172H130ZM141 175V174H140ZM149 175V174H148ZM160 175V174H159ZM162 175V174H161ZM166 175V174H165ZM164 175V176H165ZM218 175H219V177H220V180H218ZM234 175V178L236 177ZM142 176V175H141ZM145 176V175H144ZM177 176V175H176ZM259 176V175H258ZM25 177V176H24ZM133 177V178H134ZM150 177H152L151 175H150ZM153 177H154V175H153ZM167 177H168V175H167ZM185 177V176H184ZM190 177H191V175H190ZM192 177V178H193ZM232 177V176H231ZM252 177V176H251ZM136 179H137V175H136V177H135ZM145 178V177H144ZM229 178H230V176H229ZM245 178H246V180H245ZM139 179V178H138ZM146 180H147V178H145ZM156 179V178H155ZM167 179V178H166ZM175 179H176V177H175ZM222 179H224V177H222ZM227 179H228V177H227ZM236 179H238V177H236ZM235 179V180H236ZM118 180V179H117ZM141 180H142V178H141ZM145 180V181H146ZM149 180V179H148ZM165 180V179H164ZM170 180V179H169ZM177 180V179H176ZM184 179H182V181H183ZM186 180H187V177H186ZM235 180L233 179V177H232V180L231 181H234L235 182ZM249 180V179H248ZM250 180H251V178H250ZM14 181V180H13ZM27 181V180H26ZM30 181H31V179H30ZM34 181V180H33ZM71 181V180H70ZM160 181V182H159ZM228 181H229V183H230V180L228 179ZM228 181H227V183H228ZM237 182L239 181V180H236ZM29 182V181H28ZM115 182V181H114ZM123 182H125V181H123ZM137 182V181H136ZM158 185L160 184L161 185V183H162V181H161V179H159L158 180ZM166 182V181H165ZM172 183H173V180L171 181ZM175 182V181H174ZM179 182V181H178ZM178 182H177V184H178ZM184 182H185V180H184ZM191 182H192V180H191ZM236 182V183H237ZM253 182H255V180H254V178H253ZM19 183V182H18ZM35 183H36V181H35ZM138 183H139V181H138ZM137 183V184H138ZM141 183V182H140ZM220 183H221V186H222V181H220L219 182V185H220ZM257 183H258V181H257ZM257 183H255V184H257ZM261 183H263V182H261ZM34 184V183H33ZM112 183H110L109 182V180L102 174V172L97 168V169H94V168H92L91 166H89V165H85V166H83V168L79 171V173L77 174V176H76V178H75V180H73V183L72 184H70L71 186H70V189H71V193H72V196L77 200V201H79V202H81V203H83L84 205H86V206H89V205H91V204H100V203H102V201L104 200V199H107V198H109L110 197V195H109V193H108V190H107V188H110V187H112V185H111ZM125 184H128V182L126 181L125 183H124V185ZM131 184V183H130ZM226 184V183H225ZM243 184V183H242ZM255 184H254V187H253V183L251 184L252 185V187L253 188H256V186H255ZM259 184V183H258ZM123 185V186H124ZM132 185V184H131ZM155 185H157V183L155 184ZM162 185H164L163 183H162ZM175 185H176V183H175ZM260 185V184H259ZM28 186H31L30 184L28 185ZM116 186H117V184H116ZM144 186V185H143ZM149 186V185H148ZM165 186V185H164ZM167 186V185H166ZM174 186V185H173ZM187 186V185H186ZM224 186V185H223ZM240 186V185H239ZM24 187H25V185H24ZM133 187V186H132ZM176 187V186H175ZM178 187V186H177ZM114 188H115V185H114ZM124 188V187H123ZM142 188V187H141ZM144 188V187H143ZM160 188H162V187H160ZM160 188H158L157 187V190H155L156 192L158 191V190H160ZM239 188V187H238ZM250 189H252L251 188V186L249 187ZM146 189H147V185H146ZM151 189L153 190V192L155 193V191H154V189H153V187H152V185H151ZM181 189V188H180ZM112 190H113V188H112ZM220 190V189H219ZM239 190H240V188H239ZM6 191V189L4 190V192ZM139 191V190H138ZM142 191V190H141ZM149 191H150V187H149ZM191 191V190H190ZM250 190H248L247 192H249ZM12 192V191H11ZM26 192V191H25ZM30 192V191H29ZM50 192V191H49ZM130 192V191H129ZM153 192H152V195H153ZM220 192V191H219ZM246 192V193H247ZM34 193V192H33ZM51 193V192H50ZM148 192L146 191V194H147ZM190 193V192H189ZM221 193V192H220ZM219 193V194H220ZM261 193V192H260ZM8 194H10V191L8 192ZM12 194H14V193H12ZM11 194V195H12ZM17 194V193H16ZM24 194V193H23ZM67 194V193H66ZM122 194H123V192H122ZM128 194V193H127ZM138 194V193H137ZM219 194L216 196V198L219 196ZM20 195V194H19ZM27 195V194H26ZM34 195V194H33ZM53 195V194H52ZM129 195V194H128ZM140 195H142V194H139V196ZM149 195H150V192H149ZM155 195V194H154ZM183 195V194H182ZM54 196V195H53ZM148 196V195H147ZM151 196V195H150ZM259 196V194L255 197V199L257 198ZM45 197V196H44ZM114 197V196H113ZM120 197H122L121 195H120ZM126 197V196H125ZM135 197V196H134ZM187 197V198H188ZM38 198V197H37ZM45 198H47V197H45ZM137 198V197H136ZM147 198V197H146ZM246 198H247V195H246ZM259 198H261V197H259ZM8 199V198H7ZM28 199V198H27ZM56 199V198H55ZM148 199H149V197H148ZM184 199V200H183ZM13 200V199H12ZM43 200V199H42ZM110 201H112V197H111V199H109ZM108 200V201H109ZM117 200H119V199H117ZM133 200V199H132ZM170 200V199H169ZM217 200V199H216ZM221 200V199H220ZM2 201H4V200H2ZM22 201V200H21ZM105 201V200H104ZM143 201V200H142ZM187 201L189 202V206H185V203H187ZM212 201V202H211ZM255 201V200H254ZM107 202V201H106ZM141 202V201H140ZM159 202H161V199L159 200ZM164 202H166V201H164ZM179 202H180V200H179ZM8 203H9V200H8ZM35 203H36V201H35ZM38 203V202H37ZM131 203H132V201H131ZM215 203V202H214ZM223 203V201H221V204ZM227 203V202H226ZM258 203H260V202H258ZM7 204V203H6ZM16 204H17V202H16ZM112 204H113V201H112ZM155 204V203H154ZM217 204H218V202H217ZM114 205H115V203H114ZM143 205V204H142ZM146 205V207H147V204H145ZM144 205V206H145ZM215 205H216V203H215ZM225 205V204H224ZM5 206V205H4ZM31 206V205H30ZM44 206V205H43ZM119 206H120V204H119ZM129 206H130V204H129ZM138 206H139V204H138ZM161 206V205H160ZM24 207V206H23ZM39 207H40V205H39ZM90 207V206H89ZM110 207V206H109ZM120 207H122V205L120 206ZM119 207V208H120ZM127 207H128V205H127ZM137 207V206H136ZM135 207V208H136ZM153 207H154V205H153ZM163 207H164V205H163ZM215 207V206H214ZM213 207V208H214ZM222 207V206H221ZM3 208V207H2ZM27 208V207H26ZM84 208V207H83ZM106 208V207H105ZM114 208V207H113ZM129 208V207H128ZM134 208V209H135ZM144 208V207H143ZM142 208V209H143ZM150 208V207H149ZM184 208H182V210L184 209ZM227 208V207H226ZM24 209V208H23ZM40 209V208H39ZM109 210H110V208H108ZM138 209V208H137ZM160 209V208H159ZM3 210V209H2ZM15 210V212H16V209H14ZM51 210H53V209H51ZM61 210H62V208H61ZM115 210V209H114ZM117 210V209H116ZM148 210V209H147ZM158 210V209H157ZM171 211H172V209H170ZM175 210H177V209H175ZM226 210H230V209H225V212L226 213H224L223 215V217H226L225 215H227V211ZM0 211H1V209H0ZM41 211H42V209H41ZM60 211V210H59ZM100 211V210H99ZM112 211H113V209H112ZM137 211V210H136ZM162 211H165L162 207H161V212ZM222 211H223V209H222ZM255 211V210H254ZM9 212V211H8ZM24 212H25V210H24ZM28 212V211H27ZM48 212H49V210H48ZM55 212H56V210H55ZM62 212H63V210H62ZM64 212H65V210H64ZM110 212V211H109ZM124 212H125V210H124ZM141 212V211H140ZM172 212H175V211H172ZM185 212V211H184ZM193 212L191 213V211H190V215L191 214H193ZM213 212H214V210H213ZM224 212V211H223ZM222 212V213H223ZM5 213V212H4ZM22 213V212H21ZM57 213V212H56ZM65 213H67V212H65ZM135 213V212H134ZM156 213L158 214L159 213V211H156ZM163 213V212H162ZM165 213V212H164ZM167 213H168V209H167ZM180 213H182V211L180 210L179 212H178V210H177V214L179 215ZM201 213V212H200ZM212 213V212H211ZM217 213H218V211H217ZM255 213V212H254ZM36 214V213H35ZM39 214V213H38ZM68 215H70L69 213H67ZM176 214V213H175ZM188 214H189V211H188ZM194 214H195V212H194ZM204 215H205V212L203 213ZM208 214V213H207ZM0 215H2V216H4L3 214H0ZM15 214H13V216H14ZM37 215V214H36ZM41 215V214H40ZM59 215V214H58ZM128 215V214H127ZM136 215H137V213H136ZM152 215H153V213H152ZM168 215H170V213H168ZM182 215V214H181ZM181 215H180V217H181ZM184 215H185V213H184ZM221 215V214H220ZM228 215H229V213H228ZM19 216H20V212H19ZM42 216V215H41ZM51 216H53V217H51L52 218V220H53V218H55L54 217V215H52L51 214ZM61 216V215H60ZM144 216V215H143ZM156 216V215H155ZM161 216V215H160ZM165 216H167V215H165ZM170 216H172V215H170ZM188 216V215H187ZM196 216H197V213H196ZM256 216L258 217V218H260V219H264V200L260 203V205L258 206V208H257V210H256ZM6 217V216H5ZM17 217V216H16ZM23 217V216H22ZM72 217H73V215H72ZM114 217V216H113ZM122 217V216H121ZM131 217H132V215H131ZM134 217V216H133ZM133 217H132V219H133ZM153 217H154V215H153ZM186 216H184V218H185ZM215 217H217V215L215 216ZM236 217V216H235ZM7 218H8V216H7ZM14 218V217H13ZM18 218H20V217H18ZM27 218V217H26ZM36 218H37V216H36ZM65 218V216L63 217V219ZM110 218H111V216H110ZM143 218V217H142ZM152 218V217H151ZM158 218V217H157ZM162 218V217H161ZM176 218H177V216H176ZM205 217H203V220H205L204 219ZM209 218H210V215H209ZM213 218V217H212ZM230 215L228 216V220H230ZM233 218V217H232ZM254 218H256V217H254ZM3 219V218H2ZM11 219H12V214H11ZM22 219V218H21ZM57 219V218H56ZM146 219V217L145 218H143V220H145ZM159 219V218H158ZM198 219H199V217H198ZM215 219V218H214ZM227 219V218H226ZM9 220H10V218H9ZM36 220V219H35ZM60 220H61V218H60ZM67 220V219H66ZM72 220V219H71ZM77 220V219H76ZM116 220V219H115ZM114 220V221H115ZM134 220V219H133ZM140 220H141V217H140ZM189 220H190V218H189ZM209 220V219H208ZM213 220V219H212ZM217 220V219H216ZM223 220V219H222ZM221 220V221H222ZM224 220H225V218H224ZM235 220V219H234ZM14 221H16V219H14ZM19 221V220H18ZM34 221V220H33ZM58 221V220H57ZM79 221V220H78ZM81 221V220H80ZM80 221H79V223H80ZM137 221V220H136ZM138 221H139V219H138ZM196 221V220H195ZM199 221L200 222H202V218H201V216H200V219H199ZM227 221V220H226ZM256 221H257V219H256ZM17 222V221H16ZM22 222H23V220H22ZM134 222V221H133ZM145 222V221H144ZM175 222H176V220H175ZM182 222H184V221H182ZM199 222V223H200ZM225 222V221H224ZM264 222V221H263ZM11 223H12V221H11ZM10 223V224H11ZM15 223V222H14ZM13 223V224H14ZM56 223V222H55ZM64 223H66L65 222V219H64ZM84 223V222H83ZM174 223V222H173ZM181 223V222H180ZM179 223V224H180ZM186 223V222H185ZM192 223H193V221H192ZM221 223V222H220ZM229 223V222H228ZM231 223H232V219H231ZM236 223H237V221H236ZM236 223H232L231 224V226H233V224H235L236 225V227H237V225H238V223L236 224ZM24 224H25V221H24ZM62 224H63V222H62ZM81 224H82V222H81ZM85 224V223H84ZM153 224H154V222H153ZM195 224H196V222H195ZM194 224V225H195ZM201 224V223H200ZM204 224H205V222H204ZM206 224H208V221H207V223ZM1 225H3V226H5V224H0V226ZM8 225H9V223H8ZM40 225V224H39ZM49 225H51V223L49 224ZM86 225V227H85V229L87 228V223L85 224ZM149 225V224H148ZM222 226H223V222H222V224H221ZM255 225H256V223H255ZM18 226H20L19 225V223H18ZM41 226V225H40ZM80 226V225H79ZM157 226H159V225H157ZM156 226V227H157ZM200 226V225H199ZM205 226V228L207 227L206 225H204ZM217 226H219V224H217ZM229 226H230V224H229ZM13 227V226H12ZM22 227V226H21ZM43 227H44V225H43ZM45 227H47V226H45ZM56 227V226H55ZM94 228H95V226H93ZM91 225L88 227V228H93ZM127 227H129V226H127ZM126 227V228H127ZM161 227V226H160ZM159 227V228H160ZM186 227V226H185ZM220 227L221 226H219V230H220ZM227 227V226H226ZM35 228H36V226H35ZM49 228V227H48ZM80 228H81V226H80ZM93 228V229H94ZM100 228H105V227H101L100 226ZM99 228V230L101 231V229ZM108 228H110V227H107V229ZM113 228V227H112ZM112 228H111V232H112ZM134 228V227H133ZM132 228V229H133ZM203 228V227H202ZM202 228H201V231H202ZM228 228V227H227ZM238 228V227H237ZM7 229V228H6ZM10 229H12V228H10ZM32 229H33V226H32ZM72 229V228H71ZM84 229V230H85ZM98 229V228H97ZM115 228H113V230H114ZM117 229H120L121 230V227L120 228H117ZM135 230H136V228H134ZM177 229H178V224H177ZM177 229H176V231H177ZM185 229V228H184ZM196 229V228H195ZM194 229V230H195ZM199 229V228H198ZM226 229V228H225ZM54 230V229H53ZM87 230V229H86ZM106 230V228L104 229V231ZM127 230H129V232L128 231H125V232H128V234L130 233V235H127L128 237H130L134 232H133V230L131 231V229H127ZM175 230V229H174ZM236 230V232L238 233V236L240 235L241 236V232H240V234H239V231L237 230V229H235ZM246 230V229H245ZM16 231V230H15ZM17 231H18V229H17ZM20 231H21V229H20ZM102 231H103V229H102ZM124 231V228H123V230H121V232H123ZM147 231V230H146ZM154 231V230H153ZM196 231V230H195ZM201 231H199V232H201ZM210 231H211V228H210V226L208 227V228H206L205 230H204V232L206 233V235H208L209 233H210ZM242 231V237L244 238V234H243V229L241 230ZM0 232H1V230H0ZM4 232H6L5 230H4ZM8 232H9V230H8ZM10 232H11V230H10ZM13 232H14V230H13ZM71 232H72V230H71ZM79 232V231H78ZM77 232V233H78ZM110 232V231H109ZM125 232L123 233V235H125ZM143 232H144V230H143ZM152 232V231H151ZM169 232V231H168ZM212 232V231H211ZM214 232V231H213ZM227 232H228V235H229V237H230V239H231V236H230V234H229V231H228V229H227ZM254 232V231H253ZM15 233V232H14ZM18 233H19V231H18ZM22 233V232H21ZM45 233H47V232H45ZM81 233V232H80ZM86 233H88V231H86ZM85 233V234H86ZM113 233V232H112ZM115 233H116V230H115ZM119 233V235H120V232H118ZM138 234H139V232H137ZM142 233V232H141ZM172 233V232H171ZM179 233V232H178ZM196 233V232H195ZM222 233V232H221ZM220 232H219V234H221ZM235 233V232H234ZM42 234H43V232H42ZM42 234H41V237H43L42 236ZM66 234H67V231H66ZM74 234H75V232H74ZM73 234V241L72 242H76V239L80 236H76V235H74ZM81 234H84V233H81ZM97 234H98V232H97ZM107 234V233H106ZM127 234V233H126ZM146 234V233H145ZM150 235V232H149V230H148V232H147V235ZM158 234H160V236H162L161 234L162 233H158ZM194 234V233H193ZM216 234V233H215ZM223 234H224V232H223ZM248 234H249V232H248ZM247 234V235H248ZM2 235V234H1ZM60 235V234H59ZM88 235V234H87ZM108 235V234H107ZM116 235V234H115ZM122 235V234H121ZM141 235V234H140ZM154 235H156V233L154 234ZM167 235V234H166ZM169 235H171V236H173V238H174V235L173 234H170L169 233ZM252 234H250V236H251ZM3 236V235H2ZM4 236H5V234H4ZM18 236H21V235H18ZM39 236V235H38ZM74 236H76V238L74 237ZM90 236H91V233H90ZM89 236V237H90ZM110 236H111V233H110ZM109 236V237H110ZM164 236H165V234H164ZM177 235H175V237H176ZM181 236H182V234H181ZM194 235H192V237H193ZM205 236V235H204ZM222 237H224V235H221ZM236 236V235H235ZM66 237V236H65ZM83 237L85 238V236H81V240L83 239ZM86 237H88V236H86ZM89 237H88V239H89ZM125 237V236H124ZM134 237L135 238H137L138 239V236H135V233H134ZM142 237H143V239H144V235H143V233H142ZM141 237V238H142ZM147 237V236H146ZM145 237V238H146ZM149 237V236H148ZM147 237V239H149ZM156 237H157V235H156ZM196 237V236H195ZM199 237H201L200 236V233H199ZM10 238V237H9ZM16 238V237H15ZM21 238V237H20ZM75 238V239H74ZM97 238V237H96ZM112 238L114 239V237L112 236ZM118 238H121V237H119L118 236ZM118 238H115V239H118ZM131 239H132V236L130 237ZM150 238H152V236L150 235ZM158 238H159V235H158ZM157 238V239H158ZM162 238H164L163 236H162ZM167 238H168V236H167ZM171 238V237H170ZM183 238V237H182ZM181 238V239H182ZM219 238H220V235H219ZM226 238H227V236H226ZM225 238V239H226ZM233 238H234V236H233ZM238 238L239 237H237V240H238ZM249 238V237H248ZM251 238V237H250ZM2 239V238H1ZM40 239H42V238H40ZM66 239V238H65ZM80 239L78 238L77 239V241L80 243ZM88 239H87V241H88ZM100 239V238H99ZM134 239V238H133ZM147 239H145V240H147ZM157 239H155L156 241H157ZM160 239V238H159ZM176 239V238H175ZM174 239V240H175ZM180 239V240H181ZM196 239V238H195ZM199 239H201V238H199ZM223 239V238H222ZM246 239H247V237H246ZM245 239V240H246ZM252 239H254L253 237H252ZM261 239V238H260ZM3 240H4V238H3ZM12 240H13V238H12ZM17 240V239H16ZM53 240H54V237H53ZM63 240H64V238H63ZM68 240V239H67ZM71 240H72V236H71ZM71 240H70V243H71ZM85 240V239H84ZM83 240V241H84ZM120 240V239H119ZM122 240H123V238H122ZM125 240V239H124ZM139 240H142V239H139ZM155 240H151V242H153L154 241V243H152V244H155V243H159V241H160V243H161V240H159V241H157V242H155ZM165 240H166V238L164 239V242H165ZM172 240V239H171ZM177 240V239H176ZM179 240V239H178ZM209 240H211V238L210 239H208V241ZM216 239H214V241H215ZM228 240V239H227ZM8 241H9V239H8ZM7 241V242H8ZM14 241H15V239H14ZM13 241V242H14ZM20 241V240H19ZM87 241H85V242H87ZM99 241V240H98ZM101 241H102V239H101ZM106 241H108V238H107V240ZM130 241V240H129ZM167 241H169V243H170V240H168L167 239ZM184 241H186L185 239H184ZM194 241V240H193ZM205 241H207V240H204V242H203V244H205ZM255 241V240H254ZM13 242H10V245H11V243H13ZM22 242V241H21ZM26 242V241H25ZM35 242V241H34ZM36 242H37V240H36ZM35 242V243H36ZM42 242H43V240H42ZM54 242V241H53ZM57 242V241H56ZM61 242H62V239H61ZM66 242V241H65ZM75 242H74V244H75ZM89 242V241H88ZM91 242H92V239H91ZM95 242H96V240H95ZM94 242V243H95ZM100 242V241H99ZM113 242H114V240H113ZM116 242H117V240H116ZM115 242V243H116ZM127 242V241H126ZM133 242L134 243H132L131 245L129 244V248H131V249H129L128 247V250L130 251H134V250H136V248L138 247L137 246V244L138 243H140V241H137V242H135V240H133ZM147 242V241H146ZM163 242V243H164ZM174 242L175 241H173V244H174ZM188 242V241H187ZM187 242H185L186 244H187ZM200 241H198V239H197V243H199ZM211 242V241H210ZM227 242V241H226ZM2 243V242H1ZM17 243V242H16ZM15 242H14V244H16ZM32 243H33V241H32ZM39 243H40V240H39ZM67 243H68V241H67ZM109 243H111V241H109ZM115 243H114V245H115ZM118 243H120V241L118 242ZM157 243V244H158ZM159 243V244H160ZM168 243V242H167ZM171 243H172V241H171ZM171 243H170V245H171ZM180 243V242H179ZM182 244H183V242H181ZM208 243V242H207ZM207 243H206V246H207ZM221 243H222V241H221ZM223 243L225 244V245H227L228 244V242L227 243H225L224 241H223ZM233 243H234V241H233ZM236 243V242H235ZM18 244V243H17ZM29 244V243H28ZM61 244V243H60ZM82 244V243H81ZM105 244V243H104ZM107 244H108V242H107ZM113 244V243H112ZM121 244H123V242H121ZM134 244V245H133ZM144 244V243H143ZM143 244H141L140 243V246L142 245L143 246ZM151 244V243H150ZM156 244V245H157ZM162 244V243H161ZM196 244V242L194 243V247L196 248L195 250H197V249H199V248H201V250H200V252H201V257L203 258V259H205L204 257L205 256H203V254H202V252H203V250H204V253L206 252V250H205V248H207L206 246H205V248H202V247H200V246H197V245H195ZM230 244H231V242H230ZM248 244V243H247ZM22 245L23 244H21V247H22ZM30 245V244H29ZM34 245V244H33ZM40 245V244H39ZM54 245V244H53ZM55 245H57V243L55 244ZM87 245V243L86 244H84V246H86ZM95 245H96V243H95ZM103 245V242L100 244V248H101V246ZM109 245V244H108ZM111 245V244H110ZM113 245V246H114ZM124 245H126V244H124ZM139 245V244H138ZM163 245V244H162ZM164 245H165V247L167 246L166 245V243H164ZM170 245H168V249H169V252H168V250H167V252H162L161 253V255H160V258H161V256L163 255V258H164V254L165 253H167L166 255H168L171 251H170V248H169V246ZM175 245H176V242H175ZM185 245V244H184ZM183 245V247H182V245H181V248H180V250H182L183 251V248L185 247ZM188 245V244H187ZM200 245V244H199ZM209 245L211 246V243H209ZM217 245V243L215 244V246ZM5 247H7L6 245H4ZM59 246V245H58ZM63 246H64V244H63ZM76 244H75V248H76ZM123 246V245H122ZM131 246V247H130ZM137 246V247H136ZM147 246H149V245H147ZM152 247H153V245H151ZM179 246V245H178ZM204 246V245H203ZM214 246V245H213ZM222 246V245H221ZM220 246V247H221ZM230 246V245H229ZM236 246V245H235ZM234 245H233V247H235ZM247 246V245H246ZM249 246V245H248ZM30 247V246H29ZM28 247V248H29ZM60 247V246H59ZM62 247V246H61ZM70 246H68V248H69ZM93 247V246H92ZM103 247H104V245H103ZM119 247H120V245H119ZM150 247V246H149ZM158 247V246H157ZM156 247V248H157ZM171 247V249H172V247H174V246H170ZM189 247H191V244H190V246ZM224 247V246H223ZM263 247V246H262ZM261 247V248H262ZM15 248H16V246H15ZM23 248V250H24V246L22 247ZM21 248V249H22ZM41 248H42V246H41ZM55 248V247H54ZM82 248V247H81ZM84 248V247H83ZM83 248L81 249V251L83 250ZM86 248V250H87V247H85ZM89 248V247H88ZM108 248H109V246H108ZM114 248V247H113ZM139 248V247H138ZM155 248V247H154ZM241 248V250H242V247H240ZM249 248V247H248ZM16 249H18V248H16ZM15 249V250H16ZM35 249H36V247H35ZM47 249H48V247H47ZM56 252H57V246H56ZM62 249V248H61ZM60 249V250H61ZM71 249H72V253H73V248L71 247L69 250H70V253H71ZM77 249V248H76ZM110 249H112V247L110 246ZM147 249L148 250H150L148 247H147ZM163 250L165 249V248H162ZM176 249H177V245H176ZM187 249V248H186ZM213 249H214V247H213ZM220 249V248H219ZM223 249V248H222ZM246 249V248H245ZM27 250V249H26ZM39 250V249H38ZM89 250V249H88ZM113 250V249H112ZM112 250H111V252H112ZM142 250V249H141ZM192 251H193V249H191ZM209 250H210V247H209ZM215 250V249H214ZM221 250V249H220ZM225 250V249H224ZM223 250V252H224V254H225V251ZM230 250H231V248H230ZM247 250V249H246ZM249 250V249H248ZM247 250V251H248ZM262 250V249H261ZM44 251H45V249H44ZM92 251H93V249H92ZM95 251H96V249H95ZM100 251L102 252V249H100ZM124 251H125V248H124V250H123V254H124ZM128 251V252H129ZM138 251H140V250H138ZM155 251L156 252H159V251H157L156 249H155ZM166 251V250H165ZM177 251H179V247H178V250ZM186 251V250H185ZM198 251V250H197ZM211 251H212V246H211ZM211 251H210V253H211ZM18 252H20V254H21V257L22 258H24V260L26 259L27 260V258H25L26 257V252H25V250L24 251H20V244H19V251ZM32 252H33V247H32V251H31V254H32ZM59 252V251H58ZM114 252H116V250L114 249ZM113 252V253H114ZM146 252V251H145ZM151 252H152V249H151ZM154 252V251H153ZM184 252V251H183ZM183 252H180L179 254H176V259H177V255L180 257V254L181 253H183ZM200 252L199 253H197L196 252V255H199L200 256ZM212 252H214V255H215V251H212ZM227 252V251H226ZM245 252V251H244ZM51 253H53V252H51ZM64 253H65V250H64ZM71 253V254H72ZM90 253V252H89ZM98 253V252H97ZM131 253V252H130ZM137 253H139V252H137V250H136V255H137ZM148 253V252H147ZM147 253H145V254H147ZM172 253V252H171ZM175 253H176V251H175ZM187 253V252H186ZM186 253H185V255H186ZM233 253V252H232ZM245 253H247V252H245ZM39 254V253H38ZM44 254H45V252H44ZM61 255H62V253H60ZM70 254V255H71ZM73 254H75V253H73ZM77 254H78V252H77ZM84 254V253H83ZM86 254V253H85ZM99 254V253H98ZM133 254V253H132ZM134 254H135V252H134ZM141 254H143V252H141ZM174 254V253H173ZM173 254H172V258H175V254H174V257H173ZM193 254V253H192ZM191 253H190V256L192 255ZM236 254V253H235ZM261 254L263 255L264 254V252H261ZM28 255V254H27ZM50 255V254H49ZM57 255V254H56ZM82 255V254H81ZM103 255V254H102ZM115 255H116V253L114 254V257H115ZM151 255H154V253L153 254H151ZM150 255V256H151ZM157 255H159V253L157 254ZM157 255L155 256V259H156V257H157ZM228 255H229V253H228ZM245 254L243 253V256H244ZM10 256H12L11 258H13L14 257V259L17 257V254H16V257H15V254H14V256H13V253H12V255H10ZM23 256H25V257H23ZM107 256V255H106ZM126 256H130V255H125V257ZM148 256H149V254H148ZM150 256H149V258H150ZM171 256V255H170ZM213 255H212V253H211V255H209V257L211 258ZM221 256V255H220ZM246 256V255H245ZM251 256H252V254H251ZM21 257H19L21 260H22V258ZM30 257V256H29ZM60 257V256H59ZM78 258H79V255L77 256ZM82 257H83V255H82ZM82 257H81V259H82ZM96 257V256H95ZM100 257V256H99ZM124 257V258H125ZM142 257H143V255H142ZM159 257V256H158ZM166 257V256H165ZM201 257H198V259L199 258H201ZM215 257V256H214ZM226 257V256H225ZM228 257V256H227ZM241 257V256H240ZM253 257H255V256H253ZM262 257V256H261ZM62 258V257H61ZM70 258H71V256H70ZM75 258V257H74ZM85 258V257H84ZM87 258H89V260H90V257H88L87 256ZM104 258V257H103ZM110 258H111V256H110ZM145 258H147V257H145ZM167 258V257H166ZM166 258H165V260H166ZM197 257H195V259H196ZM223 258V257H222ZM228 258H230V256L228 257ZM227 258V259H228ZM67 259H68V257H67ZM80 259V260H81ZM132 259H135V258H132ZM168 259V258H167ZM182 259H183V257H182ZM197 259V260H198ZM224 259V258H223ZM242 259V258H241ZM254 259V258H253ZM33 260V259H32ZM72 260V259H71ZM75 260V259H74ZM94 260V259H93ZM93 260H92V264H93ZM106 260H107V258H106ZM125 260V259H124ZM142 260V262L144 263V259H141ZM160 260V259H159ZM164 260V259H163ZM164 260V262H166L167 263V260L165 261ZM174 260V259H173ZM173 260H172V262H173ZM179 260H180V258H179ZM184 260V259H183ZM188 260V259H187ZM186 260V258H185V261H187ZM208 259H206V261H207ZM217 260V259H216ZM230 260V259H229ZM261 260V259H260ZM20 261V260H19ZM19 261H18V263H19ZM67 261V260H66ZM77 261H78V259H76V262L74 261V263H77ZM133 261V260H132ZM138 258H136V262H135V264L137 263L138 264ZM145 261H146V259H145ZM177 261H178V259H177ZM182 261V260H181ZM184 261V263L183 264H186V262ZM227 261V260H226ZM251 261H253L252 259H251ZM256 261V260H255ZM261 261H263V260H261ZM261 261L259 262V263H261ZM42 262V261H41ZM41 262H40V264H41ZM60 262H61V260H60ZM73 261H71V263H72ZM80 262V261H79ZM83 262V261H82ZM81 262V263H82ZM103 262V261H102ZM104 262H105V260H104ZM112 262H113V258H112ZM121 262V261H120ZM142 262H141V264H142ZM147 262V261H146ZM146 262H145V264H146ZM152 262V261H151ZM151 262H150V264H151ZM176 261H174V263H175ZM196 262V261H195ZM202 262V260L200 261L199 260V264ZM209 262L211 263V261L209 260ZM215 262V261H214ZM231 262H232V259H231ZM264 262V261H263ZM9 263V262H8ZM17 263V262H16ZM70 263V262H69ZM83 263H85V261L83 262ZM121 263H123V261L121 262ZM120 263V264H121ZM129 263L130 264H132L133 262H131L130 261V258H129ZM148 263H149V261H148ZM153 263L155 264V262L153 261ZM160 264L161 263H163L162 262V260H161V262H159ZM165 263V264H166ZM169 263H170V261H169ZM177 263H179L180 264V262H177ZM181 263V264H182ZM206 263V262H205ZM229 263H230V261H229ZM246 263V262H245ZM254 263V262H253ZM22 264V263H21ZM54 264V263H53ZM59 264H61V263H59ZM78 264V263H77ZM88 264V263H87ZM103 264V263H102ZM109 264H110V262H109ZM134 264V263H133ZM158 264V263H157ZM206 264H208V263H206ZM212 264V263H211ZM248 264V263H247Z\"/></svg>","mask_w":264,"mask_h":264}]
</instances>
